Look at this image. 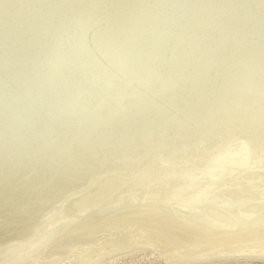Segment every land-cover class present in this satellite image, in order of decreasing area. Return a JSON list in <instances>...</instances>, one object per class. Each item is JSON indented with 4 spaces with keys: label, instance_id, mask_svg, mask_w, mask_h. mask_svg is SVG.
I'll list each match as a JSON object with an SVG mask.
<instances>
[{
    "label": "bare ground",
    "instance_id": "bare-ground-1",
    "mask_svg": "<svg viewBox=\"0 0 264 264\" xmlns=\"http://www.w3.org/2000/svg\"><path fill=\"white\" fill-rule=\"evenodd\" d=\"M84 1V0H83ZM112 1H115L116 0H111ZM120 1V0H119ZM122 1V0H121ZM124 3L128 4L129 2L133 4V1L132 0H123ZM122 1V3H123ZM150 1V0H149ZM187 1V4L189 3H192L193 1H196V0H186ZM206 2L204 3V6H206L209 10L208 12L206 13L205 11H193L195 16L197 17L196 19L200 20L199 23L203 20V19H208V17L210 16H214L215 14L218 13V15L220 17H225V13L227 12V6H224V5H220L218 8L221 7V9H216V5L217 3H215L216 0H205ZM218 1V0H217ZM223 1V0H221ZM225 1V0H224ZM237 1V0H234V2ZM245 2L246 0H241V4L242 2ZM76 0H57V3H59V6H64L65 7V15H64V18L62 19L64 22H66V20L70 17V16H78L81 18V15L85 16L84 14L88 13L89 14L91 12H94L96 11V7L97 5H99L98 2H95V1H92V0H86L85 2H81L82 4H80V6L78 7H81L83 6L82 8L78 9V11L75 13V14H72L71 11L72 10V4L73 5H76ZM110 2V1H109ZM118 2V1H117ZM146 2V1H145ZM157 2V1H156ZM163 4L165 5H169V3L165 0H162ZM181 2V0H180ZM249 2V0L247 1ZM252 2V0H251ZM262 2V3H261ZM259 1V0H256L253 3V6L252 8H249L247 7V5H243L240 7L239 5V9H236L235 6L234 8L236 9V13L235 15H239V18L238 19H242L244 21L245 17L247 16H243L244 13L248 12L249 10V14L251 16H254V19L257 17L258 19H263L264 20V8H261V4H264V0L262 1ZM13 3V2H12ZM98 3V4H97ZM236 3V2H235ZM9 4V3H8ZM89 4V5H88ZM107 4V2H106ZM125 4V5H126ZM248 4H251V3H248ZM18 5V4H16ZM109 5V4H108ZM130 5V4H129ZM128 5V6H129ZM150 5V4H149ZM190 5H193L194 4H190ZM218 5V4H217ZM235 5V4H233ZM252 5V4H251ZM2 6V5H1ZM8 6V5H7ZM122 6V5H121ZM124 6V5H123ZM140 6V5H139ZM145 6V5H144ZM154 6V5H153ZM4 7V6H3ZM17 7V6H16ZM20 7V6H19ZM18 7V8H19ZM63 7V8H64ZM77 7V6H75ZM119 7V6H118ZM105 8V7H104ZM129 8V7H128ZM165 8V7H164ZM167 8V7H166ZM197 8V7H196ZM205 8L203 7V4H202V9ZM242 8H245L244 10H242ZM47 9V8H46ZM103 9V8H102ZM131 9V8H130ZM232 10V8H230ZM229 9V10H230ZM249 9V10H248ZM104 10V9H103ZM150 10V9H148ZM153 10V9H152ZM195 10V8H194ZM22 11V10H21ZM24 11V10H23ZM43 11V10H42ZM55 11V10H54ZM59 11V10H58ZM56 10V13L58 12ZM63 11V9H62ZM121 11V10H120ZM145 11V10H144ZM147 11V10H146ZM160 11V10H159ZM25 12V11H24ZM31 12V11H30ZM61 12V11H60ZM75 12V11H74ZM115 12V11H114ZM130 12V11H128ZM153 12V11H152ZM199 12V13H198ZM239 12V13H238ZM104 13V12H103ZM106 13V11H105ZM113 13V12H112ZM121 13V12H119ZM144 15H145V12H143ZM149 12H147L148 14ZM159 13V12H158ZM157 13V14H158ZM166 13V12H164ZM196 13H198L196 15ZM2 14V13H1ZM118 14V13H117ZM128 14V13H127ZM161 14V13H160ZM163 14V13H162ZM186 14V13H185ZM193 14V13H192ZM193 14V15H194ZM227 14V13H226ZM234 14V13H233ZM248 14V16H250ZM57 15V14H56ZM119 15V14H118ZM122 15V13H121ZM126 14H124L123 17H120L119 20H118V23L125 17ZM166 15V14H165ZM228 15V14H227ZM230 15V14H229ZM231 15H232V12H231ZM230 15V16H231ZM246 15V14H245ZM53 16V15H52ZM87 16V15H86ZM90 15H88L89 17ZM115 16V15H114ZM129 16V15H128ZM141 16V15H140ZM139 16V17H140ZM180 16H184L182 14H180ZM250 16V17H251ZM41 17V16H40ZM38 17V18H40ZM56 17V16H55ZM94 17V16H93ZM111 17V16H110ZM118 17V16H117ZM165 17V16H164ZM35 18V17H34ZM92 18V17H91ZM96 18V17H95ZM94 18V19H95ZM105 18V17H104ZM103 18V20H104ZM127 18V17H126ZM143 18V16H142ZM150 18V13L149 15H147L146 17V21H148ZM159 18V17H158ZM182 17H179L177 15L176 18H174L175 20L174 23H179L181 22ZM213 18V17H212ZM231 18L232 16L230 17V21H231ZM236 18V17H235ZM256 18V19H257ZM60 19V18H59ZM88 19V18H87ZM106 19V18H105ZM109 19V18H108ZM111 19H115V18H111ZM130 17H128L127 21L129 23L130 22ZM131 19H134V18H131ZM138 19V17H137ZM151 19V18H150ZM156 19V18H155ZM154 19V20H155ZM162 19V18H161ZM192 19V18H191ZM202 19V20H201ZM214 19V18H213ZM218 19V18H217ZM223 19V18H222ZM226 17H225V20H221V21H224L223 23H225L226 21ZM8 20V19H7ZM33 20V19H32ZM42 20V19H41ZM60 20V21H62ZM72 20V19H71ZM102 20V19H100ZM136 20V19H135ZM159 20V19H158ZM186 20H188V18H186ZM220 20V18H219ZM235 21V19H233ZM252 20V18L250 19ZM9 21V20H8ZM37 21V20H36ZM73 21V20H72ZM106 20H104L105 22ZM113 21V20H112ZM116 21V19H115ZM145 21V22H146ZM189 21V20H188ZM192 21V20H191ZM212 21V20H210ZM209 21V22H210ZM219 21V23L221 24L222 22ZM228 21V20H227ZM242 21V22H243ZM247 21V20H246ZM2 21H0L1 23ZM39 22V21H38ZM42 22V21H41ZM57 22V21H56ZM59 22V21H58ZM84 22V21H82ZM95 22V21H94ZM91 21V23H94ZM138 22V21H137ZM152 22V19L151 21ZM159 22V21H157ZM155 22V23H157ZM165 22V20H164ZM167 22V21H166ZM198 22V21H197ZM204 22V27H207L212 25L211 23H208L203 21ZM256 22V21H255ZM3 23V22H2ZM20 23V22H18ZM34 23V22H33ZM37 23V22H36ZM43 23V22H42ZM47 23V22H46ZM45 23V24H46ZM69 23V22H68ZM73 23V22H72ZM81 23V22H80ZM88 23V22H87ZM90 23V22H89ZM110 23V22H109ZM113 23V22H112ZM117 23V24H118ZM133 23V21H132ZM136 23V22H135ZM140 23V21H139ZM138 23V24H139ZM142 23V22H141ZM148 23V22H147ZM161 23V22H159ZM173 23V24H174ZM189 23V22H188ZM194 23V22H193ZM202 23V22H201ZM218 23V21H217ZM222 23V24H223ZM234 23V22H233ZM236 23V22H235ZM249 23V22H248ZM251 23V21H250ZM35 24V23H34ZM86 23H84L85 25ZM96 24V23H94ZM99 24L101 25V22H99ZM128 24V23H127ZM150 24V23H149ZM154 24V22H153ZM152 24V25H153ZM164 23L162 24H158L160 27L163 26ZM172 24V26H173ZM196 24V22H195ZM216 24V23H215ZM229 24H232V22H230ZM240 24V23H239ZM247 24V23H246ZM253 24V22L251 23ZM32 25V24H31ZM65 25V24H63ZM73 25V24H72ZM82 25V24H81ZM83 25V26H84ZM97 25V24H96ZM114 25L116 24H113V27ZM136 25V24H135ZM135 25L133 24L132 26L129 25L128 28L129 29H134L135 28ZM143 25V24H142ZM151 25V24H150ZM155 25V24H154ZM168 25V24H167ZM190 25V24H189ZM198 24H196L197 26ZM227 25H228V22H227ZM234 25V24H233ZM244 25V24H242ZM25 26V25H24ZM40 26V25H39ZM49 26V21L46 25H44V29H46L47 27ZM56 26V25H55ZM68 26H70L68 24ZM79 26V25H78ZM108 26V25H107ZM106 26V27H107ZM111 26V25H110ZM137 26V25H136ZM141 26V25H140ZM165 26V25H164ZM163 26V27H164ZM175 26V25H174ZM214 26V25H213ZM224 26V25H223ZM259 22L256 23V25H249L248 26V29L249 31H247V35H250L251 36V40L250 42H252V44H254L252 46V48L254 49V46L257 50V53L258 54H261V52L263 51L264 49V37L263 38H260L258 40H255V41H260L259 43L255 44L253 43L252 41V37H254L256 39V37L258 35H260L259 33ZM53 27V26H52ZM71 27V26H70ZM69 27V28H70ZM75 27V26H74ZM80 27V26H79ZM86 27V26H85ZM96 27V26H95ZM99 27V25H98ZM112 27V26H111ZM127 27V26H126ZM134 27V28H133ZM139 27V26H138ZM138 27L137 29H134L133 31H138ZM144 27V26H143ZM158 27V29L160 28ZM160 28V30H164V32L166 33L165 35H167V33L170 34L172 33L171 31L174 30V28L176 27H173L172 28ZM184 27V26H183ZM186 27V26H185ZM195 27V26H194ZM194 27H192L191 29L190 28H187L189 30H183L181 29L180 33L183 35L181 36L180 35V38L178 40H176L177 36L175 32L174 34V39L176 41H173V42H170L169 39L167 40V38H163V41L159 44L158 47H155V48H158L159 50L157 52H160V50H164L163 48H168V49H171V51L173 50H177L184 47L185 45L188 46V43L189 40L187 39L188 38V35H192L191 33H193L194 35H199V33H202L204 32V30L202 29H194ZM203 29V23H202V26H201ZM215 27V26H214ZM221 27V26H220ZM232 28L230 29H234L233 26H231ZM242 26L240 25V28ZM247 27V26H246ZM22 28V27H21ZM54 28V27H53ZM59 28V27H57ZM65 28V27H63ZM83 28V27H82ZM90 28V27H89ZM100 28V27H99ZM104 27H102L101 29H103ZM115 28V27H114ZM113 28V29H114ZM122 28V27H121ZM148 28V27H147ZM180 28V27H179ZM237 28V27H236ZM24 29V28H23ZM38 29V28H37ZM36 29V30H37ZM40 29H43V28H40ZM51 29V28H50ZM60 29V28H59ZM93 29V28H92ZM95 29V28H94ZM112 29V30H113ZM127 29V28H126ZM125 29V30H126ZM155 26H152V28L150 27L149 28V35L151 38H153L152 36H155L154 38L155 39H158V38H161V37H158L156 38L159 34L158 33H161L162 31L158 30ZM205 29V31H206ZM222 29H227L226 28H222ZM239 29V28H237ZM242 29V28H241ZM245 29V28H244ZM4 30V29H3ZM20 30V29H19ZM71 30V29H70ZM83 30V29H82ZM100 30V29H99ZM105 30V29H104ZM116 30V29H115ZM124 30V31H125ZM229 30V27L228 29ZM31 32V30H29ZM64 32V30H62ZM67 31V30H66ZM75 31V30H74ZM85 31H89V30H85ZM83 30V32H85ZM98 31V30H97ZM106 31V30H105ZM111 31V30H110ZM114 31V30H113ZM140 31V30H139ZM158 31V33H157ZM160 31V32H159ZM178 31V29L176 30ZM203 31V32H202ZM223 31V30H222ZM233 31V30H232ZM239 31V30H238ZM241 31V30H240ZM26 32V31H25ZM39 32V30H38ZM60 32V31H59ZM62 32V33H63ZM93 32V31H92ZM104 32V31H103ZM109 32V31H108ZM118 32V31H117ZM125 32H131L129 31L128 29L125 31ZM154 32V33H153ZM156 32V34H155ZM245 32V31H243ZM32 33V32H31ZM55 33V32H54ZM53 33V35H54ZM56 33H58L56 31ZM75 33V32H73ZM95 33V32H94ZM93 33V35H94ZM99 33V32H98ZM120 32H118V35H119ZM123 33V32H122ZM121 33V35H122ZM146 33V32H145ZM207 33V32H206ZM206 33L203 34V38L201 40V38H199L201 40L200 42V45L197 47V49H200L202 50L200 53V57H202V55L205 57L204 58H210L212 57V60L213 58L214 59H217L218 57L215 56V54L213 53L214 50H217V48H220V47H223L225 44H226V41L227 39L229 40V36H226V41L222 40L223 42L221 43V36H215V33H212V32H208V36L206 35ZM226 33V32H225ZM230 33V31H229ZM234 33H237L234 31ZM246 33V32H245ZM24 34V32H23ZM59 34V33H58ZM65 34V33H63ZM70 34V32H69ZM68 34V35H69ZM78 34V33H77ZM80 34V33H79ZM91 34V32H90ZM96 34V33H95ZM100 34V33H99ZM116 34V33H115ZM127 34V33H126ZM130 34H133V33H130ZM136 34V33H135ZM153 34V35H152ZM158 34V35H157ZM201 34V35H202ZM224 34V33H223ZM233 34V32H232ZM16 35V34H15ZM20 35V34H19ZM43 35V34H42ZM47 35V34H46ZM67 35V36H68ZM87 35V34H86ZM102 35V34H100ZM106 35V33H105ZM113 35V34H112ZM117 35V36H118ZM129 35V34H128ZM128 35H125L127 37V39H129V36ZM176 35V36H175ZM186 35V36H185ZM234 35V34H233ZM240 35V34H238ZM237 35V36H238ZM58 37H53L51 39V42L55 47V51L56 52H59L63 47L65 49V46L64 44L60 45L59 46V41H63L66 43V47L67 45L70 46V43H74L77 39V41H81L83 40L82 43H85L87 42L88 44L91 43V40L88 39L86 36L84 35H81L79 37H75L72 38V37H65V36H59L57 35ZM77 36V35H76ZM88 36V35H87ZM99 36V35H98ZM104 36V34H103ZM110 36V35H109ZM124 36V37H125ZM134 36V35H133ZM137 36V35H135ZM147 34L144 36L145 39L143 41L146 40V38H150V37H146ZM162 36V34H161ZM169 36V35H168ZM173 36V34H172ZM33 37V36H32ZM46 37V36H45ZM48 37H49V34H48ZM100 37V36H99ZM102 37V36H101ZM100 37V38H101ZM108 37V36H107ZM125 37V39H126ZM140 37H141V34H140ZM163 37H167V36H163ZM192 37V36H191ZM216 37V38H215ZM1 38V36H0ZM7 38V37H6ZM26 38V37H25ZM35 38V36H34ZM59 38V41H57L56 43V40ZM97 38V36H96ZM105 38V37H103ZM133 38V37H132ZM154 38L152 41H154ZM170 38V37H169ZM173 38V37H172ZM224 38V39H225ZM230 38H234L232 35ZM241 39V37H238ZM247 38V37H246ZM42 39V38H41ZM40 39V40H41ZM50 39V38H49ZM94 39V38H93ZM99 39V38H97ZM134 41L136 40L135 38H133ZM142 39V38H140ZM139 38H137V40H140ZM162 39V38H161ZM190 39V38H189ZM210 39V41H208ZM231 39V40H232ZM243 39V37H242ZM20 40V39H19ZM24 40V39H23ZM48 40V39H47ZM86 40V41H85ZM103 40V39H102ZM108 40V39H107ZM113 40V39H112ZM112 40L110 42H112ZM115 40V39H114ZM119 40V38H118ZM122 40V39H120ZM160 39H158V42H159ZM172 40V39H171ZM196 41L197 43L200 41ZM39 41V39H36V43ZM104 41V40H103ZM109 41V40H108ZM107 41V42H108ZM129 41H132V39L130 38L129 40L125 41L126 43L129 42ZM147 41V40H146ZM145 41V42H146ZM234 41V40H233ZM243 41V40H242ZM21 42V41H20ZM109 42V43H110ZM117 42V41H116ZM122 42V41H121ZM141 42V41H140ZM148 42L150 43V40H148ZM156 42V40H155ZM238 42V41H237ZM31 43V42H30ZM45 43V42H44ZM48 43V42H47ZM63 43V42H62ZM94 43V42H93ZM101 43V42H100ZM114 43V42H113ZM118 43H120L118 41ZM118 43H116L117 45H119ZM123 43V42H122ZM134 43V42H133ZM138 43V46L140 47L142 43H140L139 45V42L136 41V44ZM236 43V41H235ZM18 44V43H17ZM51 44V45H52ZM92 44V43H91ZM99 44V43H98ZM104 44V43H103ZM135 44V43H134ZM145 45L148 43H144ZM243 45V43H241ZM19 45V44H18ZM31 45V44H30ZM52 45V46H53ZM95 45V43H94ZM131 45L130 47H133L135 45L132 46V44H129ZM156 45V43H155ZM237 45V43H236ZM240 44H238L239 46ZM3 46V45H2ZM1 46V47H2ZM12 46V45H11ZM32 46V45H31ZM41 46V45H40ZM44 46V44H43ZM72 46V45H71ZM108 46V43L107 45ZM128 46V45H127ZM150 46V45H149ZM148 46V47H149ZM152 46V45H151ZM150 46V49H149V52L151 50V48H154V47H151ZM194 46V44L192 45ZM234 46V45H233ZM21 47V46H20ZM24 47V46H23ZM26 47V45H25ZM30 47V46H29ZM50 47V45H49ZM84 47V46H83ZM91 47V45H90ZM99 47V46H98ZM104 47V45H103ZM115 47V46H114ZM123 47H125V45H123ZM147 46L145 48H148ZM203 47V48H202ZM102 48V47H101ZM128 48V47H127ZM126 48V50H127ZM136 48H138L136 46ZM192 48V47H191ZM190 48V49H191ZM243 48V47H242ZM17 49V48H16ZM33 49V48H32ZM115 48H113V50L111 51H115L114 50ZM121 49V48H119ZM132 49V48H131ZM134 49V48H133ZM51 50V49H50ZM54 50V49H52ZM83 50V49H82ZM88 50V49H87ZM86 50V51H87ZM102 50V49H101ZM104 50V49H103ZM108 50V49H107ZM118 50V49H117ZM122 50V49H121ZM124 50V49H123ZM125 50V51H126ZM136 50V49H135ZM137 50H141L140 48H138ZM148 50V49H145V51ZM233 50V48H232ZM239 50V49H237ZM6 51V50H5ZM4 51V52H5ZM21 51V49H20ZM27 51V50H26ZM33 51V50H31ZM49 51V50H48ZM52 52V53H55ZM67 51V50H66ZM154 51V50H153ZM167 51V50H166ZM189 51H192L191 50H188V53ZM1 52V51H0ZM3 52V53H4ZM24 52V51H23ZM28 52V51H27ZM39 52V51H38ZM41 52V51H40ZM69 52V51H68ZM90 52V50L88 51V53ZM92 52V51H91ZM97 52V51H95ZM100 52V51H99ZM98 52V53H99ZM105 52V50H104ZM131 52V50H130ZM129 52V53H130ZM133 52V50H132ZM135 52V51H134ZM155 52V55L153 56V59L152 61L154 60V58L158 59V55H157V52ZM152 52V53H154ZM165 52V51H164ZM169 52V51H168ZM182 52V50H181ZM180 52V54H182ZM231 52H234V51H231ZM236 52V51H235ZM238 52V51H237ZM240 52V51H239ZM238 52V53H239ZM1 53V54H3ZM10 53V52H9ZM22 53V52H21ZM33 53V52H32ZM44 53V52H43ZM72 53V52H71ZM75 53V52H74ZM94 53V52H92ZM101 53V52H100ZM109 53V52H108ZM123 53V51H122ZM147 53V52H146ZM150 53V54H152ZM167 53V52H166ZM171 53V52H170ZM169 53V54H170ZM31 53H25L26 56H29ZM34 54V53H33ZM45 54V53H44ZM51 54V53H50ZM68 54V53H66ZM73 54V53H72ZM84 54V53H83ZM87 55V53H85ZM96 54V53H95ZM104 54H107V53H104ZM120 54V53H119ZM118 54V55H119ZM125 54V53H123ZM160 54V53H159ZM168 54V55H169ZM5 55V54H4ZM24 55V54H23ZM60 55V54H59ZM80 55V53H79ZM78 55V56H79ZM82 55V54H81ZM80 55V56H81ZM101 55V54H100ZM111 55V54H110ZM115 55V54H114ZM132 55V54H130ZM145 55V54H144ZM148 55V54H147ZM175 55V54H174ZM172 55V59L175 60L176 56ZM190 55V53L188 54ZM32 56V55H31ZM61 56V55H60ZM71 56V55H70ZM74 56V55H73ZM91 56V55H90ZM103 56H106V55H103ZM102 56V57H103ZM133 56V55H132ZM130 56V57H132ZM138 56V55H137ZM143 56V54L141 55ZM160 56V55H159ZM164 56V54H163ZM192 56V54H191ZM247 56V55H246ZM39 57V55H38ZM47 57V55H46ZM58 55H55L53 54L52 58L49 59V61H46L43 57V61L44 62H38V64L36 65V69L35 70H38L39 71V74H37L36 71H34V73H32V71L30 73H32V77L33 79H38L40 78V75L41 73L43 72H50V74H52L51 76L49 77H46V79L43 78V83L41 81V83L39 82L40 85H45L46 86H39V85H36V87H32L33 83H30L32 85H30L29 87L27 86V88L25 90H21L20 93L22 92V95L24 96H27V98L30 100V102L32 101V104L29 106V103L28 102H25L24 103V107L25 109L24 110H21L19 109L20 107H18V105L20 106V103L22 104L24 101H22V97H21V100L19 102H17V107L16 106H13L11 107L12 105H9V106H5V107H2L5 102L8 100L9 102H11L9 100L10 98V94H12L13 91H11L10 89H6L5 92H3V94H1L2 96L0 97V172H3L1 175H3L5 173V175H7V178H10V179H17V180H25V187L27 186H32V185H35L36 183H39L41 181L44 180V183H46L45 181L47 180V183L51 186L50 188H53L54 190L55 189H64V188H67L65 190H68V188H70V192H71V187L75 188V190H77V187L76 186H79L80 187V184L82 182L86 183L88 182L89 180V176H90V172H89V169H90V166L95 162L96 164L93 166H99V164L101 162L104 163V160L105 159H108L107 158H102V154L107 151H109L108 153L110 154L111 153V148L108 147L109 144H107L108 142H110L111 144V141L113 142L114 144V141L116 140L115 138L112 140L110 139L112 136L111 135H114V136H117L118 138H122L123 139V142L125 144H129L130 141H132L134 139V137H138L137 135H141V139H143L145 141L151 139V138H146V132L145 130L149 131L150 130V126L152 124V122H154L155 120L157 122L160 121L161 123V120L164 119V118H171L173 119L172 121V124H170L168 127L164 128L166 125L168 124H162L163 126H158L163 133V138L164 140L166 141V146L169 145L171 142L174 143L175 140H177L176 138L180 135H182V130L183 129V134L186 135H190V133L193 132V123H196L197 121H199L198 117H193V119L190 120V116H192L191 114L190 115H187L185 114V116H183V119L182 117H179L178 115H173L172 113L169 112V114H172L170 116H167V113H162L163 112V108L161 109L160 107H153V105H156L157 106V101H159L158 97L159 94L158 92H161L163 91L165 95L169 96L171 95V97H174L176 99H182L181 101V106L183 105L186 106V105H191L189 104L190 102H195L196 104V101H195V98L197 94V91L201 88H199L200 84L201 83H205V82H202L204 81L205 79L204 78H208L210 79L208 76H205V77H202V78H199L195 82L193 83H190L191 81L188 82V84L186 83V86L184 87V89L182 88V92H178V94L176 93L175 89V85H178L176 83L177 80H176V76L179 74H185L187 72H185L184 69H180L179 66H175L176 67V70L177 72L173 71L172 72V69L169 70V73L173 74V75H169V74H165L163 76V79H161L159 82H156V86H150L152 87L153 89H155V91H149L150 93H146L147 91H145L147 88H144L143 86V89L142 87H140L142 90L144 91L141 92L139 91L140 88L138 87H135V88H138V90H134L130 93L129 89V93H127L125 87L127 88L126 85H129L130 81V75L131 74H136V72L138 71V67L134 66L130 67L129 69L126 68V70H122L123 74H119L118 76V79H116L114 77V79L118 80V83H122V85L124 86L123 88L121 87V90L119 89L118 91V88L117 91L118 92V95L120 96V98H124V104H122L120 102V98L119 96H117L116 94V97L117 98H114L113 97V105L112 106V116L110 114V119L108 118V121H111L115 118H118L120 120V122L118 123L117 122V126H115L113 123H116V122H111L109 123L108 122V125L110 128L112 129H108V126L106 127L107 130H105L102 126V128L105 130V131H110L109 134L107 136H105L104 134V137H102V135H100L103 139L99 140V138L97 139L96 142H93L92 140H89V139H94L96 138L95 136H97L98 134H95L94 130H92L91 128H93L96 124L97 125H101V121H97V120H100V118L102 116H98L97 114V111H99L101 108L103 110V112L107 110L108 113H104V117L107 118V114H109L110 112V107L107 105L110 103V99L109 102L107 101L108 100V92L107 94H103L101 93L102 95H105V96H102L99 97L96 95V90H94V92L92 93V90L90 88H88L87 90H84L82 91V87H80L76 82H73L70 80L71 77L68 76L69 72L71 71V68L74 67L75 68V71H80L81 72V69L79 65V61H81V58L80 60L77 58L75 59L77 62H64V61H59V59H57ZM69 57V56H68ZM77 57V56H76ZM93 57V55H92ZM91 57V58H92ZM97 57V55H96ZM109 57V56H107ZM112 57V56H111ZM124 57V56H123ZM151 57V56H150ZM168 57V56H167ZM166 57V58H167ZM170 57V56H169ZM175 57V58H174ZM181 57V55H180ZM184 57V56H182ZM186 57V56H185ZM190 57V56H189ZM195 57V56H194ZM239 57L242 59L243 56L239 55ZM67 58V57H66ZM101 58V57H100ZM105 58V57H104ZM114 58V56H113ZM128 58H129V55H128ZM134 57H132L133 59ZM142 58V57H140ZM139 58V59H140ZM145 59L146 56L144 57ZM143 58V60H144ZM160 58V57H159ZM163 58V57H161ZM1 59V58H0ZM25 59V58H24ZM63 59V58H62ZM71 59V58H70ZM74 59V58H73ZM87 60V58H85ZM97 59V58H96ZM95 59V60H96ZM99 59V58H98ZM103 59V58H102ZM101 59V60H102ZM107 60H109L108 58H106ZM105 59V60H106ZM111 59V58H110ZM118 59V58H117ZM136 59V57H135ZM178 59V58H176ZM184 59V58H183ZM206 59V60H208ZM221 59V58H220ZM232 59V58H231ZM230 59V60H231ZM239 59V58H238ZM237 59V61H238ZM239 59V60H241ZM22 60V59H21ZM27 60V59H26ZM29 60V59H28ZM69 60V59H67ZM72 60V59H71ZM83 60V59H82ZM85 60V61H86ZM91 60V59H90ZM130 60V59H129ZM148 60V59H147ZM168 60V59H167ZM185 60V59H184ZM201 60V59H200ZM205 59H203L202 61H193L192 60V63L189 65H192V66H187L188 68L192 69L193 67L196 68V71L199 68H202L203 67V61ZM219 60V58H218ZM222 60V59H221ZM246 60L248 61H251L252 59H250L249 57L246 58ZM11 61V60H10ZM14 61V60H13ZM38 61V60H37ZM46 61V62H45ZM89 60H87L88 62ZM94 59L92 61H89V62H93ZM117 61V60H116ZM120 61V59H119ZM137 61V59L135 60ZM145 61V60H144ZM157 61V60H156ZM180 63L184 64L181 59L179 60ZM187 60H185V63H186ZM26 62V61H25ZM34 62V61H33ZM82 62V61H81ZM97 61H95V65H102V64H99V62L96 64ZM103 62V61H102ZM101 62V63H102ZM106 62V61H105ZM109 62V61H108ZM111 62H114V61H111ZM128 62V61H126ZM172 62V61H170ZM188 62V61H187ZM208 62V61H207ZM228 62V61H227ZM257 62H258V65L254 64V65H249L247 66L246 70L242 73V75H240L241 77V80L238 84L241 86V85H247L251 83V86H249V88H251L252 84L254 83H258L260 85H262L264 87V54L261 55L260 57H258L257 59ZM3 63V62H2ZM1 63V64H2ZM19 63V62H18ZM28 63V61L26 62ZM104 63V62H103ZM107 63V62H106ZM119 63V62H118ZM124 63V61H123ZM130 63V62H128ZM141 63V61H140ZM138 63V64H140ZM143 63V62H142ZM153 63V62H152ZM158 63V61H157ZM173 63H177L176 62H173ZM179 62L178 64L176 65H181ZM206 63V62H205ZM204 63V64H205ZM6 65L8 64V61L5 63ZM13 64V63H12ZM29 64V63H28ZM31 64V63H30ZM29 64V65H30ZM35 64V62H34ZM89 64V63H88ZM112 64V63H111ZM110 64V65H111ZM117 64V62H116ZM121 64V63H120ZM131 64H133L131 62ZM137 64V66H138ZM147 64V63H146ZM196 64V65H194ZM237 64V63H236ZM15 65V64H14ZM17 65V64H16ZM19 65V64H18ZM26 65V64H24ZM23 65V67H24ZM92 65V64H90ZM94 65V66H95ZM142 64H140L141 66ZM149 65H150V62H149ZM158 65V64H157ZM160 65V64H159ZM158 65V66H159ZM173 65V64H172ZM175 65V64H174ZM187 65V64H185ZM3 66V64L1 65ZM20 66V65H19ZM22 66V64H21ZM28 66V65H27ZM85 65H83L84 67ZM87 66V65H86ZM103 66V65H102ZM100 66V68L102 67ZM116 66V65H115ZM153 66H155V64L153 63ZM157 66V68H158ZM262 68H261V67ZM4 67V66H3ZM8 67V66H7ZM12 67V65H11ZM30 67V66H29ZM96 67V66H95ZM98 67V66H97ZM142 67V66H141ZM139 67V68H141ZM166 68V66H164ZM163 67V68H164ZM183 67V65H182ZM219 66L215 67V69H211V70H207L208 72H212V73H215V74H218L220 75V73L216 71V69H218ZM14 68V67H13ZM16 68V67H15ZM18 68V67H17ZM87 68V67H86ZM99 68V67H98ZM103 70L105 69L104 67H102ZM109 68V67H108ZM119 68V64H118V67ZM124 68V67H123ZM152 68V66H151ZM187 68V69H188ZM204 68V67H203ZM206 68V67H205ZM19 69V68H18ZM21 69V68H20ZM31 69V68H30ZM34 69V68H33ZM83 69V68H82ZM112 69L114 70L115 68L112 67ZM146 69V67L143 69V75H151V74H148L150 73L151 71H146L144 72V70ZM210 69V68H209ZM219 69H222V68H219ZM22 70V69H21ZM24 70V68H23ZM22 70V72H23ZM112 70V71H113ZM117 70V69H116ZM114 70V72L116 71ZM150 70V69H149ZM152 70V69H151ZM175 70V69H174ZM198 70H202V69H198ZM9 71V70H8ZM19 71V70H18ZM83 71V70H82ZM102 71V70H101ZM105 71H107L105 69ZM110 71V70H109ZM141 70H139V73H140ZM191 71V70H190ZM189 71V72H190ZM193 71V70H192ZM21 72V73H22ZM85 72L87 73L88 75V79L91 81V83H95V85L93 84V87H96V72H99L96 70V68H88L85 70ZM113 72V73H114ZM118 72V70H117ZM120 70H119V73H122ZM156 72V70H155ZM194 72H195V69H194ZM198 72V71H197ZM200 72V71H199ZM202 72H204L202 70ZM5 73V72H4ZM15 73V72H14ZM13 73V74H14ZM20 73V72H19ZM26 73H29L26 72ZM101 73V72H100ZM106 73V72H105ZM112 73V74H113ZM138 73V72H137ZM154 73V72H152ZM191 73V72H190ZM78 74V73H77ZM81 74V73H80ZM111 74V76H112ZM116 74V73H115ZM141 74V73H140ZM161 74V73H160ZM234 74H236L234 72ZM241 74V73H240ZM10 75V73H9ZM18 75V72L17 74L13 75V80L11 81H8V83H11L13 82V85L12 86L13 88H16V84H19L20 81L22 80V75H20L19 77L17 76ZM44 75V74H42ZM82 75V74H81ZM99 75V74H98ZM175 75V76H174ZM194 75V73H193ZM199 75V74H197ZM229 75V74H228ZM246 75H249L251 79H254V80H262L261 82H244V80L247 79V77H245ZM26 75H24L25 77ZM48 76V75H47ZM73 76V75H72ZM134 76V75H133ZM145 76L141 78V80L139 82H142V80H145ZM183 76V75H182ZM187 76V74H186ZM17 77V81L14 83V80L16 79ZM36 77V78H34ZM75 77H78V76H75ZM85 77V76H84ZM101 78V75L99 76ZM98 77V78H99ZM132 77V76H131ZM137 77V76H136ZM139 77V76H138ZM151 77V76H150ZM179 77V76H178ZM190 77V76H188ZM194 77V76H193ZM192 77V78H193ZM213 77V75H212ZM230 77V75H229ZM30 78V80H31ZM140 78V77H139ZM185 78V77H184ZM225 78V77H224ZM28 80V78H26ZM25 79V81H26ZM41 79H42V76H41ZM84 79V78H83ZM106 79V78H105ZM104 79V83H100L101 84V87H105L107 88L111 83H112V80H113V77H107V79L105 80ZM133 79V78H132ZM231 79V77H230ZM39 80V79H38ZM37 80V81H38ZM75 80V79H74ZM88 80V81H89ZM1 81V79H0ZM34 83V85L36 84V82ZM81 80H79V83H80ZM85 81H87V79H85ZM84 81V82H85ZM99 81V80H98ZM114 81V80H113ZM129 81V82H128ZM206 81V80H205ZM235 81V80H234ZM2 82V81H1ZM18 82V83H17ZM27 82V81H26ZM24 82V83H26ZM30 82V81H29ZM33 82V81H32ZM101 82V80H100ZM103 82V81H102ZM126 82H128L126 84ZM185 82V80H184ZM211 82V81H210ZM213 84L214 82H218V80L216 81H212ZM211 82V84H212ZM82 83V82H81ZM88 83V82H87ZM181 83V82H180ZM195 83V88H194V91L192 89V86H194L193 84ZM234 83V82H233ZM232 83V84H233ZM3 84V83H2ZM23 84V83H22ZM38 84V83H37ZM84 84V83H83ZM136 84V83H135ZM140 84V83H139ZM142 84H145V82H142ZM210 84V83H209ZM210 84V85H211ZM212 84V85H213ZM21 85V83H20ZM26 85V84H24ZM90 85V84H89ZM115 85V84H114ZM113 85V86H114ZM133 85H134V82H133ZM146 85V84H145ZM224 85V84H223ZM5 86V85H4ZM22 86V85H21ZM88 86V85H86ZM228 86V85H227ZM234 86V85H233ZM238 86V87H240ZM262 86H260V89L262 90ZM7 87V86H6ZM111 87V86H110ZM118 87H120L118 85ZM129 87V86H128ZM243 87V86H242ZM9 88V87H8ZM12 88V89H13ZM24 89V87H22ZM41 88V89H40ZM69 88H73L74 90V93L73 95L74 96H68L67 97V89L69 90ZM84 88V87H83ZM87 88V87H86ZM92 88V87H91ZM100 88V85L99 87ZM113 88V87H112ZM255 88V87H254ZM1 89V88H0ZM47 89H50V90H53L52 93H54V96H53V99H47L44 97V99H46L45 103L43 104H40L38 103V96L41 95V92H39V90H43L44 91H50V90H47ZM77 89V90H76ZM109 89V88H108ZM149 89V88H148ZM147 89V90H148ZM178 89V88H177ZM212 89V88H211ZM220 88H218L219 90ZM224 89V88H223ZM223 89H220V90H223ZM226 89V88H225ZM243 88H241L242 90ZM257 89V87H256ZM20 90V89H18ZM81 90V91H80ZM101 90V89H100ZM133 90V89H132ZM151 90V89H150ZM213 90V89H212ZM237 90V89H236ZM239 92H242L240 89H238ZM244 90V89H243ZM258 90V89H257ZM256 90V91H257ZM109 91V90H108ZM114 91V92H115ZM210 91V90H209ZM208 91V92H209ZM215 90H213L212 92H214ZM235 91V90H234ZM233 91V92H234ZM249 91V90H247ZM252 91V89H250L249 93H247L246 91V94H250V92ZM16 92V91H14ZM42 92V93H43ZM111 92V90H110ZM113 92V91H112ZM199 92V91H198ZM230 92V91H229ZM236 92V91H235ZM17 93V92H16ZM50 93V92H48ZM50 93V94H52ZM72 93V92H71ZM92 93V94H91ZM99 93V92H98ZM264 93V92H263ZM39 94V95H38ZM44 94V93H43ZM151 94V95H150ZM229 94V93H228ZM245 94V93H244ZM252 94V93H251ZM250 94V95H251ZM21 95V96H22ZM46 95H48L46 93ZM53 95V94H52ZM94 96V98H92V105L89 104V102H91V96ZM107 95V96H106ZM115 95V94H114ZM138 95H142L144 98L140 99L139 101L135 102L136 101V97ZM49 96V95H48ZM150 96V99L147 100V98H149ZM194 96V97H193ZM247 96V95H246ZM247 96V97H248ZM256 96V95H254ZM40 97V96H39ZM43 97V96H41ZM40 97V98H41ZM47 97V96H46ZM52 96H50L51 98ZM170 97V98H171ZM201 97V96H200ZM210 97H213V96H210ZM19 98V97H18ZM85 98V99H84ZM110 98V97H109ZM170 98H167L166 100H168L169 102H166L168 106H171V100ZM194 98V99H193ZM207 101L209 100L208 99V96L206 97ZM223 98L224 96L222 97H213V98H210L211 100L208 101L207 103H204V105L207 106L210 105V106H220L222 105V102H223ZM246 98V97H245ZM249 98V97H248ZM247 98V99H248ZM15 99V98H14ZM162 99V98H161ZM160 99V100H161ZM193 99V100H192ZM204 99V97H203ZM236 99V98H235ZM234 99V100H235ZM244 99V98H243ZM246 99V100H247ZM13 100V99H11ZM43 100V98H42ZM41 100V102H42ZM115 100V101H114ZM133 100V102H129ZM226 100V99H225ZM224 100V102H225ZM14 101V100H13ZM12 101V102H13ZM22 101V102H21ZM43 101V102H44ZM88 101V102H87ZM153 101V102H152ZM164 101V100H163ZM177 101V100H176ZM236 101V100H235ZM8 102V103H9ZM11 102V103H12ZM15 102V101H14ZM13 102V103H14ZM40 102V101H39ZM108 102V103H107ZM198 102V101H197ZM201 102V101H200ZM245 102V101H244ZM259 102H261V106H259ZM75 103V104H74ZM79 103V104H78ZM111 103V104H112ZM118 103H121L122 104V108H119L118 106ZM226 103V102H225ZM152 104V105H151ZM176 104V102H175ZM186 104V105H185ZM194 104V105H195ZM247 106H248V109H247V112L248 114L243 116L242 118H239L241 116H238V120H234L233 123L229 124L228 126H225V127H222L220 128L219 125L217 126L218 127V132L217 133H222L221 136L223 138H220V139H226L228 141H230V136H231V130L238 126V125H242L241 127V130L244 129V131H242V136L241 137H238L239 139L237 140H234L236 142L237 145H235V148L233 147H229V149L226 147V149H221V148H218V146L215 147L216 145V141L215 140H212L211 138H208L207 139V142L205 141V139L203 138V141H205L207 144H205V146L201 147L200 144L201 143H198V145H191L192 147H186V148H179L177 149V147L174 146V149L172 148L171 151H172V154L170 155V157H168L167 160H163L161 161L162 163H164V166L162 167L163 168V171L161 174L157 175V172L156 174H153L152 176L150 175H145L143 176L142 174L144 173L145 171V167H146V162H149L147 160H145V157L151 153V151L149 152V150H147L146 152L142 153L141 155H138L137 157H139V159L141 160V164L138 166V162L136 163V165L138 167H133L131 168V166L129 165H132L133 163L129 164V161L131 160H125V164H123V160L118 157L117 158V155H120V154H116L115 157L117 159H121L122 161V164H123V167L122 168H119L117 170L116 167L115 169H111L113 170L112 172L110 171V174H114L115 176H106L105 177V180H102L101 182H98L100 180H96L99 184H95L97 183L95 181V185H98V191L95 192V190L91 191V192H88V193H83L82 195H79L78 197H76V200H75V203H77L76 201H80L79 203H83L84 206L86 207H83V210L82 212L79 214V215H76L77 216V219L75 221H73L72 219V222L69 224L67 223L68 221H66L67 224H64L63 226H61L60 224H57L59 225V228L55 229V225L54 223L53 226L54 227H51L50 228H47L48 226H45L44 228V231L47 229L50 231L46 232V233H43L44 235L41 236L40 234H38V232H36L37 234H33L31 233L30 235L28 234L30 231H28V233H24L25 232V228L28 224V222L31 220V218L27 217V219L29 218V221H26L27 224L25 226V228L23 227V230L21 229H18L20 228L21 226H16L18 227V231L21 230V232H18V233H14L13 230H12V234L6 236L4 234H0V264H12L16 261H18L19 259L23 258V260L21 261L22 263L20 264H69V260L70 258H72L74 255L73 254H68V256L66 255V259H64L65 256H62L63 258H60L59 255H62V254H59L63 251V249L65 247H67V250L70 251V252H73L75 249V247L73 248V246H75L76 244H74L77 240H81V238H85V241H86V238L88 237V239L92 236H90L91 234H98V235H102V236H99L98 238L97 235L96 237H94L93 239L96 238V242H100L98 244V246H95L96 248L93 249H90V248H85L83 249L85 252L84 254L81 253V257H79L80 255L78 254V252L80 253V251H76L75 253L77 255H79L76 259V262L74 263L75 260H72V264H120V262H125V260L127 259H131L133 258L135 260L134 257L136 256H141L142 258H145L146 257H149V260H152L154 264H232L233 262L235 263L236 261L238 262H247L248 261V264H258L257 260H261V259H264V188L262 186H264V175L262 177L260 176H256V175H241L239 173V170H240V166H243L244 164H246V161H248L249 159V156L254 153L255 151V148L256 146H261V147H264V112L262 114L260 113H256L257 110H262L264 109V96L262 95H259L258 97H253L252 99H250L249 102L246 103ZM6 105V104H5ZM101 105V106H100ZM129 105V106H128ZM173 105V104H172ZM180 105V104H178ZM178 105H177V108H178ZM193 105V104H192ZM202 105V104H201ZM226 105V104H225ZM227 105H231L228 104L227 102ZM226 105V107H227ZM161 106V105H160ZM164 106V104H163ZM166 106V105H165ZM164 106V107H165ZM219 106H218V109H219ZM228 106V107H229ZM244 106V104H243ZM109 109H108V108ZM205 107V106H204ZM203 107V108H204ZM223 107L224 106V103H223ZM241 107V106H240ZM240 107L238 106V110H240ZM246 107V106H244ZM172 108V106H171ZM179 108H181L179 106ZM189 108V107H188ZM202 107H200L199 109H201ZM210 107H208L209 109ZM217 108V107H216ZM222 108V107H221ZM232 109V107H230ZM243 108V107H242ZM139 109H142L143 111H150L149 113L151 114L150 116H148L146 114L147 117H145L143 114L140 115L141 116H144V117H140L146 125V127H140L142 129H140V131L138 130V134L135 133V132H132L133 130H128V133L130 134H137L136 136H128V134L126 135L127 138H123L124 134L125 133H121V129L120 131H118V128H121L126 125L125 123L129 122L127 120H130L129 123H131L132 120H138L139 118L136 117V115H134L135 111L136 110H139ZM173 110H177V109H174L172 108ZM196 109V108H195ZM194 109V110H195ZM199 109H197L199 111ZM208 109L206 110V108L204 109V111H208ZM227 109V108H226ZM236 109V112L238 111ZM253 109L255 111H253ZM72 110V111H71ZM122 110L124 111V113L126 112V115H122L121 112ZM129 110V111H128ZM132 110V111H130ZM141 110V111H142ZM171 110V109H170ZM212 110V108L210 109V111ZM229 110V109H228ZM243 110V109H242ZM244 110H246L244 108ZM260 110L258 112H260ZM71 111V112H70ZM89 111L90 113H92L93 115V122L95 123V125L93 124L92 126V123L91 120H89L90 118L88 117H91V115L89 116ZM121 111V112H120ZM128 111V112H127ZM162 111V112H161ZM168 111V110H167ZM179 111V110H178ZM177 111V113H179ZM182 111V110H181ZM184 111V110H183ZM203 111V109L201 110V112L199 111V113L201 114ZM203 111V113H204ZM80 112H83L84 114L87 113V115L85 114V116H88L86 118V120H83V118L85 116H80L77 115L79 114ZM120 112V114H119ZM138 112V111H137ZM166 112V111H165ZM176 112V111H175ZM189 112V111H188ZM227 112H232L231 110L227 111ZM45 113V114H44ZM143 113V112H142ZM148 113V112H147ZM185 113V112H183ZM233 116H234V113L235 112H232ZM139 114V113H138ZM163 114L164 115V118H163ZM227 114V113H226ZM246 114V113H245ZM76 115L78 117H76ZM81 115V114H80ZM211 115V114H210ZM182 116V115H181ZM223 116V115H221ZM75 117V118H74ZM215 117V116H214ZM220 116H218L219 118ZM58 118H63L65 120H60L59 122H63V123H57L56 119ZM73 118V119H72ZM207 118V117H206ZM233 118V117H232ZM231 118V119H232ZM48 119H49V122L51 121V119H54L56 123H54V121H52L54 124L52 125H49L47 122H48ZM102 120V119H101ZM104 120V119H103ZM166 120V119H165ZM179 120V121H178ZM210 120V119H209ZM230 120V118H229ZM80 123H79V122ZM115 121V120H113ZM142 121V122H143ZM50 122V123H52ZM99 124H98V123ZM156 122V123H157ZM165 122V121H164ZM168 122H171L168 120ZM227 122V121H226ZM133 123V122H132ZM135 123V122H134ZM137 123V122H136ZM167 123V122H166ZM120 124V125H118ZM140 124V123H139ZM144 124V123H143ZM210 124V122H209ZM91 125V126H89ZM96 125V126H97ZM99 125V126H100ZM128 126H124L122 129H123V132L125 130V127L126 129H128L127 127H130L129 125L130 124H127ZM154 124H152V127H153ZM156 125V124H155ZM158 125V123H157ZM160 125V124H159ZM177 125H179V127L183 126V128L180 127V130L178 132H176V127ZM196 125V124H195ZM89 126V129H86L88 128ZM96 128V132H98L99 130V133H100V128ZM139 126V125H138ZM202 126V125H201ZM135 127V126H134ZM133 127V128H134ZM158 127H156L158 129ZM179 127H177L179 129ZM184 127H186L187 129H184ZM205 127V126H204ZM138 128V127H137ZM136 128V129H137ZM156 128L154 130H156ZM197 128V127H196ZM195 128V129H196ZM206 128V127H205ZM98 129V130H97ZM130 129V128H129ZM135 129V130H136ZM152 129V128H151ZM159 129V130H160ZM202 129V127H201ZM91 130V131H90ZM103 130V132H104ZM198 130V129H197ZM217 130V129H216ZM229 130V131H228ZM247 132H246V131ZM90 131V132H89ZM127 131V130H126ZM125 131V132H126ZM131 131V132H130ZM147 131V132H148ZM84 132H89L88 135H85ZM137 132V130H136ZM151 132V131H150ZM156 132V131H154ZM159 133V131H157ZM238 132V130H237ZM236 132V133H237ZM259 132V133H258ZM153 133V132H152ZM151 133V135H152ZM158 133L156 135H158ZM177 133V134H176ZM197 133V132H196ZM203 133V132H202ZM214 133V132H212ZM102 134V133H100ZM150 135V133H147ZM205 135H208L206 132L204 133ZM204 134H200L199 135H202L204 136ZM150 135V137H151ZM187 135V136H188ZM198 135V134H197ZM217 136H220L219 134H215ZM77 136V137H76ZM80 136H82L81 138H79ZM99 136V135H98ZM109 136H111L109 138ZM148 136V135H147ZM153 136H155V133H153ZM152 136V137H153ZM159 136V135H158ZM183 136V135H182ZM76 137V138H75ZM116 137V138H117ZM129 137V138H128ZM161 132H160V136H159V140L163 139L161 137ZM190 137H192V135H190ZM188 137V138H190ZM195 137V136H193ZM200 137V136H199ZM79 138V139H78ZM140 138V136L138 137ZM166 138V139H165ZM197 138V137H196ZM207 138V136H206ZM45 139L48 140V142H45ZM88 139V140H86ZM120 139V142H117V146L121 143V140ZM153 139L150 140V142H153ZM156 139V138H155ZM74 140H78V141H74ZM99 140V141H98ZM135 140V139H134ZM138 140V139H136ZM142 140V141H143ZM190 140V139H189ZM224 140V141H226ZM81 141V142H80ZM118 141V139H117ZM126 141H128V143H126ZM140 141V140H139ZM138 141V142H139ZM220 141V140H218ZM92 142V143H91ZM116 142V141H115ZM149 142V143H150ZM157 141H154V145H158L160 144V142L158 144H155ZM163 142V141H162ZM180 142V141H179ZM259 142H263L262 144L259 143ZM91 143V144H89ZM119 143V144H118ZM133 143V142H132ZM136 143V142H135ZM141 143V142H140ZM171 143V145H172ZM177 143V142H176ZM181 143V142H180ZM186 143V142H185ZM204 143V142H203ZM202 143V144H203ZM48 144L49 146H51L52 149H49V148H46L44 145ZM89 144V145H87ZM112 144V145H113ZM114 144V145H116ZM122 144V143H121ZM120 144V145H121ZM125 144L123 145L124 147H128L125 146ZM131 144V143H130ZM137 144V143H136ZM139 144V143H138ZM143 144V143H141ZM214 144V145H213ZM96 145H98V148L96 147ZM108 145V146H107ZM133 145V144H132ZM146 145V143L144 144V146ZM150 145L152 144H149L148 146H145L150 148ZM164 144H162L161 147H163ZM178 144H176L177 146ZM204 145V144H203ZM212 145V146H211ZM256 145V146H255ZM72 146L73 149H70ZM116 146V147H117ZM122 146V147H123ZM131 146V145H130ZM136 145L132 146L133 148L135 147ZM140 145H138L136 148H138ZM144 146L141 145L140 148L138 149H141L143 148ZM160 146V145H158ZM165 146V145H164ZM170 146V145H169ZM182 146V145H181ZM207 146H209L207 148ZM255 146V148L253 147ZM48 147V146H47ZM112 147V146H111ZM131 147V148H132ZM160 147V148H161ZM179 147V146H178ZM183 147V146H182ZM215 147V148H213ZM120 148L121 150H123L121 147H118ZM129 147V149H131ZM132 148V149H133ZM136 148H134L133 150H135ZM146 148V149H148ZM156 146V149L154 151H152V153H154L156 150L160 149ZM170 148V147H169ZM117 149V148H116ZM115 149V146H114V150ZM128 149V148H127ZM131 149V151H132ZM153 149V148H151ZM214 149L215 150V153L212 155V158L210 160H208V164L205 165L200 172H198L197 174L195 173V175L192 174V176H186L185 172L188 173V171H185L183 170V175H185V177L182 176V174H180L182 177L180 178V176H170L171 173H175L176 174V170H177V167L176 165H172L171 166V160L174 159L175 157V160H176V156L178 154V156H180L179 154H186V152H188V154H191V156H194V155H197L199 153H203V152H208L210 150ZM73 150V151H72ZM217 150V151H216ZM74 152L75 151V155L74 157H70L68 158L70 154V152ZM112 151V152H113ZM127 151V150H125ZM124 151V152H125ZM129 152V151H128ZM123 153V151H122ZM127 153V152H126ZM238 153V154H237ZM103 154V155H104ZM114 155V154H113ZM124 155V153H123ZM160 155V154H159ZM158 155V156H159ZM73 156V155H72ZM121 156V155H120ZM127 157H130L128 155H126ZM125 156V157H126ZM92 157H96V160L95 161H89L90 159H92ZM122 158H124L123 156H121ZM135 157V156H134ZM134 157H131V158H134ZM136 157V158H137ZM148 157H152V156H148ZM113 158V157H112ZM136 158H135V161H136ZM182 158V157H181ZM200 158V157H199ZM117 159H114L116 160V163L117 164ZM119 159V160H120ZM126 159V158H125ZM138 159V160H139ZM147 159V158H146ZM161 159V158H160ZM94 160V159H93ZM110 160V159H109ZM145 160V161H144ZM162 160V159H161ZM16 161H19V162H28L26 165L24 164H21V165H15L14 163ZM179 161V160H178ZM177 161V162H178ZM99 162V164H98ZM107 162V160H106ZM109 162V161H108ZM107 162V163H108ZM120 162V163H121ZM132 162V161H131ZM133 162H134V159H133ZM159 163V165L162 166V163ZM168 162V163H167ZM174 162V161H173ZM180 162V161H179ZM207 162H205L204 164H206ZM102 163V165H104ZM119 163V161H118ZM106 164V163H105ZM109 164V163H108ZM107 165V164H106ZM105 165V166H106ZM110 165V164H109ZM111 165H114L111 163ZM135 165V166H136ZM152 165V164H151ZM150 165V166H151ZM158 165V164H157ZM93 166H91L92 168H94ZM115 166V165H114ZM134 166V165H133ZM31 167V168H30ZM101 167V165H100ZM99 167V168H100ZM111 167V166H110ZM96 168V167H95ZM92 169V170H96V169ZM103 168V167H102ZM108 168V166H107ZM112 168H114L112 166ZM101 169V168H100ZM110 170V168H108ZM132 169V170H131ZM3 170V171H2ZM98 170V169H97ZM104 170V169H103ZM108 170V171H109ZM198 170V169H197ZM99 171V170H98ZM102 171V170H101ZM105 171V170H104ZM193 171V170H192ZM94 172V171H93ZM100 172V171H99ZM107 172V171H106ZM196 172V171H195ZM96 173V171H95ZM128 173V174H127ZM152 173V172H150ZM178 173H180L178 171ZM94 174V173H93ZM101 174V172L99 173ZM116 174L118 176H116ZM174 174V175H175ZM254 174V173H253ZM92 175V174H91ZM95 175V174H94ZM177 175V174H176ZM4 176V175H3ZM93 176V175H92ZM98 176V174H97ZM2 177V176H1ZM6 177V176H4ZM94 177V176H93ZM100 177V176H99ZM177 177V178H176ZM179 177V178H178ZM6 178V180H7ZM92 178V177H91ZM95 178V177H94ZM104 178V177H102ZM96 179V178H95ZM1 180V178H0ZM14 180V181H15ZM32 180V181H31ZM12 181V183L14 182ZM18 181V182H19ZM21 181V182H23ZM8 182H11V180H8ZM16 182V181H15ZM93 182V181H92ZM4 183V182H2ZM18 184V185H16ZM27 184V186H26ZM31 184V185H30ZM40 184V183H39ZM42 184V182H41ZM40 184V185H41ZM91 184V183H90ZM125 185L133 192H135L134 190V187H136L137 185H139L138 187H142V193L138 196H132V192H128V191H121V189H123L122 185ZM2 185V184H1ZM0 185V186H1ZM9 185L8 187L12 188L10 186V184H7ZM12 186L16 185V186H19V183H14V184H11ZM21 185V183H20ZM37 185V184H36ZM39 185V186H40ZM84 185V184H83ZM169 185H172L170 188ZM173 185H174V188H173ZM4 186V185H3ZM6 186V185H5ZM24 186V185H23ZM22 186V187H23ZM38 186V185H37ZM44 186V185H42ZM42 186H40L42 188ZM126 186L124 188V190L126 189ZM160 186V187H159ZM2 187V186H1ZM21 187V186H20ZM21 187V188H22ZM34 187V186H33ZM36 187V186H35ZM78 187V188H79ZM88 187V186H87ZM118 187H122L120 189H118ZM169 187V188H167ZM19 188V187H18ZM16 188V189H18ZM44 188V187H43ZM80 188H83L82 184H81V187ZM79 188V189H80ZM91 188H93L91 186ZM160 188V189H159ZM4 189V187H3ZM15 189V187H14ZM24 189V187H23ZM26 189V188H25ZM28 189H30L31 191V187L28 188L25 190L26 192L28 191ZM39 189V187H38ZM78 189V190H79ZM84 189H87L86 187H84ZM119 190L118 194H116V197L113 195H115V190ZM137 189V188H136ZM2 190V189H1ZM6 190V189H5ZM12 190V189H11ZM19 190V189H18ZM35 190H37L35 188ZM52 190V189H51ZM59 190V191H60ZM74 190V189H73ZM77 190V191H78ZM139 190V189H138ZM17 191V190H16ZM21 190H19L20 192ZM24 191V190H23ZM45 191V190H44ZM58 191V190H57ZM63 191V190H61ZM137 191V190H136ZM32 192H34V190H32ZM37 192V191H36ZM54 192V191H53ZM64 192V191H63ZM83 192V191H82ZM128 192V193H127ZM5 194V192H3ZM12 193V192H11ZM10 192L8 194H11ZM14 193V192H13ZM67 193V192H66ZM68 193H69V190H68ZM117 193V192H116ZM0 194H1V191H0ZM21 194V193H20ZM39 194V193H38ZM45 194V192H44ZM59 194V193H58ZM60 194H63L60 192ZM59 194V195H60ZM138 194V192H137ZM16 195L15 193L13 194V196ZM11 196V195H10ZM23 196V195H22ZM21 196V197H22ZM28 196V195H27ZM55 196V192L54 194H48V195H42V197H40L41 199H45L46 201L49 200L51 197ZM58 197V195H56ZM66 196V194H65ZM74 196H76L75 192L72 191L71 194H69L68 196L64 197L63 195V198L66 199V201L68 202L67 199H71L73 198L72 200H74ZM1 197V196H0ZM4 197V196H3ZM2 197V198H3ZM12 197V196H11ZM17 197H18V194H17ZM24 197V196H23ZM22 197V198H23ZM56 197V198H57ZM110 198H114L115 200L114 201H110V203L108 202H104L106 199H110ZM136 199L134 201V199ZM1 199V198H0ZM14 198H12V201H13ZM24 199V198H23ZM145 199V200H144ZM26 200V199H25ZM24 200V201H25ZM6 201V200H5ZM18 201V199H17ZM23 201V202H24ZM27 201V200H26ZM25 201V202H26ZM39 201V200H37ZM41 201V200H40ZM39 201V202H40ZM45 201V203H46ZM65 201V202H66ZM109 201V200H108ZM11 202V200H10ZM34 205L33 203L35 202H32V201H29V204ZM71 202V200L69 201ZM69 202L67 204H69ZM6 203V202H5ZM8 203V202H7ZM12 203V202H11ZM27 203V202H26ZM36 203V202H35ZM44 203V202H43ZM44 203V204H45ZM60 203V202H59ZM64 203V202H63ZM63 203H61V205L59 204L60 207H62ZM74 203V202H73ZM22 204V203H20ZM28 204V203H27ZM38 204H41V203H37V205H34L33 207L31 206L32 210H33V213H32V210L29 211L31 212V214H34V211L36 212L37 211V208H38V211L41 209L42 206H39ZM49 203H47L48 205ZM66 204V203H65ZM67 204L65 205L67 207ZM6 204H4L5 206ZM13 205V204H12ZM16 205V204H15ZM23 205V204H22ZM45 205V208L46 206ZM50 205V204H49ZM48 205V206H49ZM70 205V204H69ZM69 205H68V208H69ZM1 206V205H0ZM19 206V205H18ZM17 206V207H18ZM44 206V205H43ZM47 206V207H48ZM51 206V205H50ZM71 206V205H70ZM75 206V205H73ZM78 206V205H76ZM80 206V205H79ZM81 206H83L81 204ZM80 206V207H81ZM2 207V206H1ZM1 207H0V211H1ZM6 207V206H5ZM3 207V208H5ZM15 207V206H14ZM23 207V206H22ZM30 207V206H29ZM40 207V209H39ZM53 207V206H52ZM72 207V206H71ZM21 208V207H20ZM44 208V209H45ZM51 208V207H49ZM55 208V207H54ZM53 208V209H54ZM73 208V207H72ZM85 208V210H84ZM24 209V208H23ZM30 209V208H29ZM27 208V211L29 210ZM52 209V208H51ZM64 209V208H63ZM73 209H76V208H73ZM80 209V208H79ZM3 210V209H2ZM6 210V209H5ZM15 210V209H14ZM17 210V209H16ZM49 209H46V211H48ZM71 210V209H69ZM78 210V209H77ZM4 211V210H3ZM2 211V213H3ZM8 210H6L7 212ZM24 211V210H22ZM45 211V210H44ZM43 211V213L45 214V212ZM50 211V210H49ZM48 211V212H49ZM58 211V210H57ZM56 211V212H57ZM62 212V210H60ZM66 211L68 213H70L71 211H68L66 208H65V214H66ZM73 211V210H72ZM81 211V210H80ZM79 211V212H80ZM26 212V211H25ZM40 212V211H39ZM55 212V210L53 211ZM74 212H78V211H74ZM9 213V212H8ZM18 213V212H17ZM72 213V212H71ZM5 214V212L3 213ZM41 214V213H40ZM46 214H48L46 212ZM50 215H44L46 217H49V216H52L51 214H55V216L58 214V213H49ZM76 214V213H75ZM73 214V216L75 215ZM16 215V214H15ZM30 215V214H28ZM39 215V214H37ZM36 214L33 215L34 217L37 216ZM67 216L70 215V214H66ZM2 216V214H1ZM6 216V215H5ZM4 216V217H5ZM9 216V215H7ZM41 216L40 220L42 219V215H39ZM39 216L36 217V219H39ZM64 216V215H63ZM10 217V216H9ZM13 217H17V216H13ZM32 217V215H31ZM33 217V218H34ZM58 217V216H57ZM60 217V216H59ZM65 217V216H64ZM63 217V218H64ZM75 217V216H74ZM22 218V217H21ZM50 218V217H49ZM49 218L46 221H43L46 222V224L49 222ZM55 218V217H54ZM53 218V219H54ZM3 219V218H2ZM8 219V218H6ZM20 219V217H19ZM19 219H13V220H19ZM60 218H58L59 220ZM74 219V218H73ZM26 220V219H24ZM41 220V222H42ZM52 220V219H50ZM57 220V218H56ZM7 221V220H6ZM10 221V220H9ZM32 221V220H31ZM62 221V220H61ZM61 221H58L61 223ZM0 222L4 223V220H1ZM13 222V221H12ZM16 222V221H15ZM18 222V221H17ZM25 222V223H26ZM33 222V221H32ZM56 222V221H55ZM57 222V223H58ZM0 224V228H2L1 226L3 224ZM24 223V222H23ZM24 223V224H25ZM34 223V222H33ZM35 223H37V221L35 220ZM39 223V222H38ZM50 223V222H49ZM48 223V224H49ZM7 224V223H6ZM5 224V225H6ZM14 223H12L11 225H13ZM30 224L32 225V228H33V224L30 222ZM41 224V223H39ZM29 225V224H28ZM30 225V226H31ZM36 225V224H35ZM38 225V224H37ZM44 225V224H43ZM43 225L41 227H43ZM56 225V226H57ZM24 226V225H23ZM61 226V227H60ZM12 227V226H11ZM10 227V228H11ZM35 227V226H34ZM41 227L39 228L38 226V229L40 230ZM8 228V231L9 229ZM13 228L15 229V225L13 226ZM47 228V229H46ZM15 229V230H17ZM29 229V228H28ZM37 229V228H35ZM34 229V232L37 231ZM7 230V229H6ZM31 230V227L30 229ZM38 230V231H39ZM43 230V229H42ZM41 230V232H43ZM1 231V230H0ZM5 231V229H4ZM2 230V232H4ZM33 231V230H31ZM1 232V233H2ZM11 232V231H10ZM108 232V234H107ZM6 234H9L6 232ZM5 236V237H4ZM90 236V237H89ZM100 238H104V240L102 241ZM76 240V241H75ZM91 240V239H89ZM89 240H87L85 243H87ZM99 240V241H98ZM101 240V241H100ZM68 241L70 242H73L75 241L74 243H69ZM84 240H82L83 242ZM92 241V240H91ZM94 241V240H93ZM68 242V244L66 243ZM78 242V241H77ZM81 242V241H80ZM84 243V244H85ZM73 244V245H72ZM82 244V243H81ZM90 245L94 244L93 243H89ZM88 244V245H89ZM96 244V243H95ZM68 245L72 246L69 247ZM78 245V244H77ZM89 245V246H90ZM97 245V244H96ZM82 246H85L82 244ZM86 246L85 247H89ZM80 248V246H77ZM63 248V249H62ZM70 248V249H68ZM83 248V247H81ZM66 249V248H65ZM64 249V250H65ZM88 249L89 252H87L86 250ZM77 250H79L77 248ZM82 250V251H83ZM42 252V254L40 255V253ZM64 252V251H63ZM67 253V251H65ZM64 252V253H65ZM87 252V253H86ZM69 253V252H68ZM38 254V255H37ZM75 254V255H76ZM73 255V256H72ZM138 256V257H139ZM70 257V258H69ZM137 258V257H136ZM74 259V258H73ZM132 260V259H131ZM250 262V263H249ZM71 263V261H70ZM260 263V262H259ZM15 264V263H14ZM123 264V263H121Z\"/></svg>",
    "mask_w": 264,
    "mask_h": 264
},
{
    "label": "rangeland",
    "instance_id": "rangeland-1",
    "mask_svg": "<svg viewBox=\"0 0 264 264\" xmlns=\"http://www.w3.org/2000/svg\"><path fill=\"white\" fill-rule=\"evenodd\" d=\"M76 1H78V2H76V5H73L72 4V10L73 11H71V13L72 14H75L77 11H78V9H80V8H82L83 6H81V7H78V6H80V4H82L83 2H85L86 0H76ZM82 3H81V2ZM92 1H95V2H98L99 3V5H97V9H96V11H94V12H91L90 14H89V12L88 13H86V14H84L85 16H83V15H81V18L80 17H78V16H76V15H74V16H70L67 20H66V22H64L62 19L64 18V15H65V13H66V11H65V7L64 6H59V3H57V0H0V21H2L1 23H0V36H1V38H0V79H1V81H0V97L2 96L1 94H3V92H5L6 91V89H10L11 91H13L12 92V94L13 95H11L10 94V98H9V100L12 102L13 100L15 101H13L12 103L11 102H9L8 100L5 102V104L2 106V107H5V106H9V105H12L11 107H13V106H16L17 107V102H19L20 100H21V97H22V101H24L22 104L20 103V106L18 105V107H20L19 109H21V110H24L25 109V107L23 106L24 105V103L25 102H28L29 103V106L32 104V101L30 102V100L27 98V96H24V95H22V92L20 93V91L22 90H25L26 88H27V86L29 87L30 85H32V84H30V83H33V85H32V87H36V85H39L40 87L41 86H46V84L45 85H40L39 84V82L41 83V81H42V83H43V81H45V80H43V78L44 79H46V77H49V76H51L52 74H50V72H43V73H41V75H40V78H38L37 80L36 79H33V78H31L32 77V73H34V71H36L37 72V74H39V71L38 70H35L36 69V65L38 64V62H44L42 59H43V57H44V59L46 60V61H49V59L50 58H52V56H53V54H54V56L55 55H58V57H57V59H59V61H64V62H72V63H74V62H77L75 59H79L80 60V58H81V61H79V62H77V63H79V65H81L80 66V68L79 69H81V72L80 71H75V68L74 67H72L71 68V71L69 72V74H68V76L69 77H71L70 78V80L71 81H73V82H76L80 87H82V91H84V90H87L88 88H90L91 90H92V93L94 92V90H96V95L99 97V95H100V97H102V96H105V95H102L101 93H103V94H107V92H108V102H109V100H110V103L109 104H107L109 107H110V112H109V114H107V118H105L104 116L106 115V113H108L107 112V110H106V112L104 111L103 112V110H102V108L99 110V111H97V114H98V116H102L101 118H100V120H97V121H101L100 123H101V125L99 126V125H95V123L92 121L93 119V115H92V113H90V111H89V116L91 115V117H88V116H85V114L87 115V113H83V112H80L79 114H77V115H79V117L80 116H85L84 118H83V116H82V118H83V120H86V119H88V118H90L89 120H91V122L90 123H92V126H93V124L95 125L93 128H91L92 130H94V128H95V130H94V132H95V134H98L97 136H95L96 138H92V139H89V140H92L93 142H96L97 141V139L99 138V140H101V139H103V138H105L104 137V134H105V136H107L108 134H109V130L108 131H105V130H107V126H108V129H112V128H110L109 127V125H108V122L109 123H111V122H116V123H113L115 126H117V122L119 121L120 122V120L118 119V118H115V119H113V120H115V121H113V120H111V121H108V118L110 117V114H111V116H112V106L111 105H113V97L114 98H117L116 97V94H117V96H119L118 95V92L117 91H115V90H117V88H118V91H119V89L121 90V87L123 88L124 86L122 85V83H118V80H116V79H118V77H120V76H118L119 74H123V72H122V70H126V68L127 69H129L131 66L133 67L134 66V64H135V66L136 67H138V73L136 72V74L134 73V74H131L130 75V79L131 80H129L130 81V83H129V85H126L127 86V88L125 87V89H126V91H127V93H129V91H130V93L132 92V91H134V90H138V88H140V87H142V89H143V86H144V88H149L148 90L146 89L145 91H147L146 93H150L152 90L153 91H155V89H153L152 87H150L151 85L152 86H156V82H159L161 79H163V76L165 75V74H169V75H173V74H171V73H169V70L170 69H172V72L174 71H176L177 72V70H176V67L175 66H179V68L180 69H186L187 70V72H186V70H185V74H178L177 76H176V80H177V82L178 83H176V84H178V85H175V87L174 88H176L175 89V91H176V93L178 94V92H182V88L184 89V87L186 86V83L188 84V82L189 81H191L190 83H193V82H195L196 83V81L195 80H197V79H199V78H202V77H205V76H208L210 79H208V78H204L205 80L204 81H202V82H205L204 84L203 83H201L200 84V86H199V88H201V90L199 89L198 91H197V94L196 95H194V96H196V97H194L195 98V101H196V104H195V102H190L189 104H191V105H186V106H184L183 107V105L181 106V102L183 101L182 99H176V98H174V97H171V95H169V96H167V95H165L164 94V92L163 91H161V92H158V94H159V96H160V94H161V96L160 97H158L159 99V101H157L158 103H157V106L156 105H153V107H160L161 109L163 108V112L162 113H167V116H170V115H175V113H176V115H178L179 117H182V119H183V116H185V114H187V115H192V116H190L191 118H190V120L191 119H193V117H198V119H199V121H197L196 123H193V132L192 133H190V135H192V137H190V135H188V134H186V135H184L183 134V129H181L182 130V135L180 136H178L176 139L177 140H175L174 141V143H172V145H171V143L169 144V145H167L166 146V141L164 140V136H163V133L164 132H162V130H163V128H162V130L158 127V126H163L164 124H168V125H166L164 128H166V127H168L170 124H172V121H173V119H169L165 114H163V118H164V115L167 117V118H164V119H162L161 120V123H160V121L159 122H157L156 120L154 121V122H152V124H154L153 125V127H152V124H151V128H150V130L147 132L146 130H145V132H146V138H151L150 140H152V138H154L153 139V142H150V140H149V142H148V140H146L145 139V141L143 140V139H141V135L139 134V135H137L138 134V130L140 131V129H142V128H140V127H146L147 125L145 124V122L141 119L142 117H147L146 116V114L148 115V116H150L151 114V112L150 111H143L142 109H139V110H136L135 111V113H134V115H136V117L137 118H139L138 120H132L131 121V123H129L130 122V120H127V121H129V122H127V123H125L126 125H124V126H128L127 124H130L129 126L130 127H127L128 129H126V127H125V130H124V132H123V127L121 128V126H120V128H118V131H120V129H121V133H125L124 134V136H123V138L128 134V136H140V138H138V137H134V139L132 140V141H130L129 142V144H125L124 142H123V139L122 138H118L117 136H114V135H111V136H109V138L110 139H116L115 141H114V144H116L117 142H120V139H122L121 140V143L124 145L125 144V146H127L128 145V147H124L121 143V145L119 144L118 146H117V144L116 145H114L113 144V142L111 141V144H110V142H108L107 144H109V146L108 147H110L111 148V153L109 154L108 152L110 151H107V152H105V154L103 155L102 154V158L104 157V158H107L108 157V159H105L104 160V163L103 162H101L100 164H99V162H98V164H99V166L97 167V166H93V164L91 165V166H93L96 170H92V169H94V168H92L91 166H90V169H89V172H90V170H91V174L96 178H94L91 174H90V178H89V180H88V182H87V184L86 183H84V182H82L81 184H82V186H83V188H80L81 187V184H80V187L79 186H76L77 187V190H75V188H73V187H71L72 189H71V192H70V188H68V190H69V193H68V190H65V189H67V188H64V189H61V190H63V191H61L60 189H53V188H50L51 186L47 183V180L45 181L46 183H44V180L43 181H41L42 182V184H41V182H39V183H36L35 185H32V186H27V184H26V186L28 187V188H30L31 187V191H30V189H28V191L26 192L25 190L27 189V187H25V180L23 181V180H15V179H10V178H7V175H5V173L3 174L4 176H6V177H4L3 175H1L3 172H0V178H1V180H0V185L2 186H0V191H1V194H0V205L2 206H0L1 207V211H0V221L1 220H4V222H5V224L4 223H2V222H0V224L2 223L3 225L1 226L2 228H0V234L2 235V234H4V235H6V236H8V235H10V234H12L13 232L14 233H18V232H21V230H23V227L25 228V226H26V224H27V222L26 221H29V218H31V220L34 222H32L31 220L28 222V224H27V226H26V228L24 229L25 230V232L24 233H28V231H30L28 234L30 235L32 232L34 233V234H37L36 232H38V234L37 235H39L40 233V235L41 236H43L44 234L43 233H46V232H48L49 230L47 229V228H50L51 229V227H54L53 226V224L52 223H54V225L56 224H60L61 226H63L64 224H69V222L71 223L72 222V220L73 221H75L76 219H77V216L76 215H79L81 212H82V210H83V207H86V206H84V204L83 203H81L83 206H81V204L78 202V201H76L77 203H75V200H76V197H78L79 195H82L83 193H88V192H91L92 190L94 191L95 190V192H97L98 191V185H95V184H99L98 182H101L102 180H105V177L106 176H115L114 174H110V171L112 172L114 169H115V167H116V169L115 170H117V169H119V168H122L123 167V164H125L126 162H125V160H127V158H128V160H131V161H129V163H128V165L129 164H131V163H133L132 165H129V166H131V168H135V167H138L141 163V158L139 159V157H137L138 155H141L142 153H144V152H146L147 150H149V152L151 151V153H149L146 157H145V160H147V161H149V162H146V167H145V171H144V173L142 174L143 176H145V175H153V174H156V172H157V175H159V174H161L162 173V171H163V166H164V163H162L161 161H163V160H167L168 159V157H170V155L172 154V151H171V149L173 148L174 149V146L175 147H177V149H179V148H188V147H192L191 145H198V143H201L200 144V146L201 147H203V146H205V144H207L206 142H207V139L208 138H211L212 140H215L216 142V145H215V147L216 146H218V148H221V149H226V147L229 149V147H233V148H235V145H237L236 144V142L234 141V140H237V139H239L238 137H241L242 136V131H244V129H242L241 130V127H242V125L240 126V125H238V126H236V127H234L230 132H231V136H230V141H228V140H226V139H220V138H223L222 136H221V134L222 133H217L218 132V125H219V127L220 128H222V127H225V126H228L229 124H231V123H233L234 122V120H238V116H240V114H241V116L239 117V118H242L243 116H245V115H247L248 114V112H247V109H248V106H247V102H249L250 101V99H252L253 97H258L259 95H262V96H264V87L262 86V85H260V84H258V83H254V82H261L262 80H264V79H262V80H254V79H251L250 78V76L249 75H246L245 77H247V79L246 80H244V82H253L254 84H252V85H254V86H252L251 88H249V86H251V83H250V85L249 84H247V85H239L238 83L240 82V81H242L241 80V77H240V75H242V73L246 70V68H247V66H249V65H254V64H256V65H258V62H257V59H258V57H260L261 55H263L264 54V49H263V51L261 52V54H258L257 53V50H256V48H255V46H254V49L252 48V46L254 45V44H252V42H250V40H251V36L250 35H247V34H249V33H247V31H249V29H248V26L249 25H256V23H258L259 22V33H260V35H258L257 37H256V39L254 38V37H252V41H253V43H255V44H257V43H259L260 41H255V40H258L259 39V37L260 38H263L264 37V20L263 19H258L257 17V19L255 18L254 19V16H251L250 14H249V11L248 12H246V13H244L243 14V16H247V17H245V19H244V21L241 19H238L239 18V15H235V13H236V9H239L241 6H243V5H247V7H249V8H252V6H253V3L252 2H254V1H256V0H252V2H251V0H249V2H247L248 0H246L245 2L243 1L242 2V4L240 3L241 2V0H237V1H235L234 2V0H223V1H221V0H216L215 1V3H217V4H215L216 5V9L218 10V9H221V7L220 8H218L222 3V5H224V6H227V14L225 13V17L227 18L226 19V21H225V23H223L224 21H221V20H225V17H220L219 15H218V13L217 14H215L214 16H210V17H208V19H201L202 21V23H203V27L205 26L204 25V22L203 21H205V22H207L208 21V23H211L212 25H210V26H208L207 27V29H206V27H204V29L201 27L202 26V23L200 22L199 23V21L200 20H198V19H196L197 17L195 16V14H194V12L195 11H199L200 12V10L203 12V11H205L206 13L208 12V8L206 7V6H204V3L206 2L205 0H196V1H193L192 3H189V4H187V1L186 0H181V2H180V0H165V1H167L168 3H169V5H165V4H163V2H162V0H132L133 1V4H132V2L130 3H128V4H126V3H124V1H123V3H122V1L120 0H116V2L115 1H112L111 2V0H92ZM110 1V2H109ZM118 1V2H117ZM146 1V2H145ZM157 1V2H156ZM260 2L262 1V0H259ZM13 2V3H12ZM106 2H107V4H106ZM9 3V4H8ZM97 3V4H98ZM207 3V2H206ZM248 3H251V4H248ZM262 3V2H261ZM16 4H18V5H16ZM109 4V5H108ZM126 4V5H125ZM130 4V5H129ZM150 4V5H149ZM190 4H194V6L193 5H190ZM202 4H203V7H205V8H203L202 9ZM233 4H235V5H233ZM2 5V6H1ZM8 5V6H7ZM89 5V4H88ZM122 5V6H121ZM124 5V6H123ZM129 5V6H128ZM140 5V6H139ZM145 5V6H144ZM154 5V6H153ZM239 5H240V7H239ZM4 6V7H3ZM17 6V7H16ZM20 6V7H19ZM75 6H77V7H75ZM119 6V7H118ZM234 6H235V8H234ZM19 7V8H18ZM64 7V8H63ZM105 7V8H104ZM129 7V8H128ZM165 7V8H164ZM167 7V8H166ZM197 7V8H196ZM47 8V9H46ZM104 10H103V9ZM131 8V9H130ZM194 8H195V10H194ZM230 8H232V10L230 9ZM261 8H264V4H261ZM62 9H63V11H62ZM148 9H150V10H148ZM153 9V10H152ZM230 9V10H229ZM245 8H242V10H244ZM22 10V11H21ZM25 12H24V11ZM43 10V11H42ZM55 10V11H54ZM56 10L58 11L57 13H56ZM121 10V11H120ZM145 10V11H144ZM147 10V11H146ZM160 10V11H159ZM194 12H193V11ZM31 11V12H30ZM61 11V12H60ZM75 11V12H74ZM105 11H106V13H105ZM115 11V12H114ZM128 11H130V12H128ZM153 11V12H152ZM104 12V13H103ZM113 12V13H112ZM119 12H121L122 13V15H121V13H119ZM143 12H145V15H144V13ZM147 12H149L150 13V18L152 19V22H150L151 21V19L149 18V20L148 21H146L145 19H146V17H147V15H149V13L147 14ZM159 12V13H158ZM164 12H166V13H164ZM198 12V13H199ZM231 12H232V15H231ZM2 13V14H1ZM119 15H118V14ZM128 13V14H127ZM158 13V14H157ZM161 13V14H160ZM163 13V14H162ZM186 13V14H185ZM194 15H193V14ZM198 13H196V15L198 14ZM234 13V14H233ZM239 13V12H238ZM57 14V15H56ZM124 14H126L125 15V17L118 23V20H119V18L120 17H123L124 16ZM166 14V15H165ZM180 14H182V15H184V16H180ZM232 16V18H231V21H230V15ZM246 14V15H245ZM248 14L251 16H248ZM53 15V16H52ZM87 15V16H86ZM88 15H90L89 17H88ZM115 15V16H114ZM129 15V16H128ZM141 15V16H140ZM177 15L179 16V17H182L181 18V22H179V23H174V21L173 20H175L174 18H176L177 17ZM41 16V17H40ZM56 16V17H55ZM94 16V17H93ZM111 16V17H110ZM118 16V17H117ZM140 16V17H139ZM142 16H143V18H142ZM165 16V17H164ZM35 17V18H34ZM38 17H40V18H38ZM92 17V18H91ZM96 17V18H95ZM106 19H105V18ZM127 17V18H126ZM128 17H130V22L131 23H129L128 21H127V19H128ZM137 17H138V19H137ZM159 17V18H158ZM214 19H213V18ZM236 17V18H235ZM60 18V19H59ZM88 18V19H87ZM95 18V19H94ZM103 18H104V20H106L105 22H104V20H103ZM109 18V19H108ZM111 18H115L116 19V21H115V19H111ZM131 18H134V19H131ZM156 18V19H155ZM162 18V19H161ZM186 18H188V20H186ZM192 18V19H191ZM218 18V19H217ZM219 18H220V20H219ZM223 18V19H222ZM252 18V20H250ZM9 21H8V20ZM33 19V20H32ZM42 19V20H41ZM73 21H72V20ZM100 19H102V20H100ZM136 19V20H135ZM155 19V20H154ZM159 19V20H158ZM233 19H235V21L233 20ZM37 20V21H36ZM60 20H62V21H60ZM113 20V21H112ZM164 20H165V22H164ZM192 20V21H191ZM210 20H212V21H210ZM228 20V21H227ZM247 20V21H246ZM39 21V22H38ZM43 23H42V22ZM48 21H49V26L46 28V29H44V25H46L47 23H48ZM57 21V22H56ZM59 21V22H58ZM82 21H84V22H82ZM91 21L92 22H94V23H96V24H94V23H91ZM132 21H133V23H132ZM138 21V22H137ZM139 21H140V23H139ZM146 21V22H145ZM157 21H159V22H161V23H159V22H157ZM167 21V22H166ZM198 21V22H197ZM210 21V22H209ZM217 21H218V23H217ZM219 21H221L222 23L220 24L219 23ZM243 21V22H242ZM250 21H251V23L253 22V24H251L250 23ZM256 21V22H255ZM18 22H20V23H18ZM35 24H34V23ZM37 22V23H36ZM47 22V23H46ZM69 22V23H68ZM73 22V23H72ZM81 22V23H80ZM88 22V23H87ZM90 22V23H89ZM99 22H101V25L99 24ZM110 22V23H109ZM113 22V23H112ZM136 22V23H135ZM142 22V23H141ZM148 22V23H147ZM153 22H154V24H153ZM155 22H157V23H155ZM189 22V23H188ZM194 22V23H193ZM195 22H196V24H198L197 26H196V24H195ZM227 22H228V25H227ZM230 22H232V24H229ZM234 22V23H233ZM236 22V23H235ZM249 22V23H248ZM46 23V24H45ZM84 23H86L85 25H84ZM118 23V24H117ZM128 23V24H127ZM139 23V24H138ZM151 25H150V24ZM162 23H164L163 24V26H159L160 24H162ZM174 23V24H173ZM216 23V24H215ZM240 23V24H239ZM247 23V24H246ZM32 24V25H31ZM63 24H65V25H63ZM68 24L71 26H68ZM73 24V25H72ZM82 24V25H81ZM113 24H116V25H114V27H113ZM135 25V28L134 29H137V27H138V31H133L132 29H129L128 28V26L129 25ZM143 24V25H142ZM153 24V25H152ZM159 24V25H158ZM168 24V25H167ZM172 24H173V26H172ZM190 24V25H189ZM234 24V25H233ZM242 24H244V25H242ZM25 25V26H24ZM40 25V26H39ZM56 25V26H55ZM80 27H79V26ZM84 25V26H83ZM98 25H99V27H98ZM108 25V26H107ZM112 27H111V26ZM141 25V26H140ZM176 27H175V26ZM215 27H214V26ZM224 25V26H223ZM240 25L242 26L241 28H240ZM54 28H53V27ZM75 26V27H74ZM86 26V27H85ZM96 26V27H95ZM107 26V27H106ZM127 26V27H126ZM144 26V27H143ZM152 26H155L157 29H158V27H160V28H172L173 29V27H175L174 28V30H172L171 32V34H170V32H169V34L167 33V35H165L166 33L164 32V30L162 31V30H160V28L158 29V30H160V31H162L161 33H158V31H157V33L159 34H157L158 36L156 37V38H158V37H161V38H158V39H160L159 40V42H158V39H155L154 37L155 36H152L153 38H154V41H152L153 40V38H151L150 37V35H149V33H148V31H149V28L151 27L152 28ZM184 26V27H183ZM186 26V27H185ZM195 26V27H194ZM221 26V27H220ZM231 26H233V28L234 29H230V28H232ZM247 26V27H246ZM22 27V28H21ZM57 27H59V28H57ZM63 27H65V28H63ZM70 27V28H69ZM83 27V28H82ZM90 27V28H89ZM102 27H104L103 29H101ZM122 27V28H121ZM148 27V28H147ZM180 27V28H179ZM192 27H194V29H202V30H204V32H203V34L204 33H206V35L208 34V32L210 33V32H212V33H215V36L217 37V36H221L220 38H221V43L223 42L222 40H224V41H226V36H229V40L227 39V41H226V44L223 46V47H220V48H217V50H214L213 51V53L215 54V56L216 57H218L219 58V60H218V58L217 59H214L213 58V60H212V57H210L209 59L206 57V58H204L205 57V55L203 56L202 55V57H200V55H201V51L202 50H200V49H197V47L200 45V42H201V40H202V38H203V34L202 33H199V35L197 34V35H194L193 33H191L192 35H188V40H189V42L190 43H188V46L187 45H185L184 47H182V48H180V49H178V51L177 50H172L171 51V49H168V48H163L164 50H160V52H157L159 49L158 48H155V47H158L159 46V44L163 41V38L165 39V38H167V40L169 39V41L170 42H173V41H176V40H178L179 38H180V35L182 36L183 35V33L181 34L180 32V30L181 29H183V28H185V29H183V30H189V29H187V28H192ZM226 28L227 27V29H228V27H229V30H227V29H222V28ZM239 28V29H237V28ZM24 28V29H23ZM38 28V29H37ZM40 28H43V29H40ZM51 28V29H50ZM93 28V29H92ZM95 28V29H94ZM114 28V29H113ZM129 30V31H131V32H125L127 29ZM245 28V29H244ZM4 29V30H3ZM20 29V30H19ZM37 29V30H36ZM71 29V30H70ZM85 31L86 29L87 30H89V31H85V32H83V30ZM100 29V30H99ZM106 31H105V30ZM114 31H113V30ZM116 29V30H115ZM126 29V30H125ZM178 29V31H176ZM205 29H206V31H205ZM29 30H31V32L29 31ZM38 30H39V32H38ZM62 30H64V32L62 31ZM67 30V31H66ZM75 30V31H74ZM98 30V31H97ZM111 30V31H110ZM125 30V31H124ZM140 30V31H139ZM223 30V31H222ZM233 30V31H232ZM239 30V31H238ZM241 30V31H240ZM247 30V31H246ZM26 31V32H25ZM56 31L59 33H56ZM60 31V32H59ZM93 31V32H92ZM104 31V32H103ZM109 31V32H108ZM120 32L119 33V35H118V32ZM159 31V32H160ZM229 31H230V33H229ZM234 31L235 32H237V33H234ZM243 31H245V32H243ZM23 32H24V34H23ZM55 32V33H54ZM65 33V34H63V33ZM69 32H70V34H69ZM73 32H75V33H73ZM90 32H91V34H90ZM96 34H95V33ZM100 34H102V35H100ZM123 32V33H122ZM146 32V33H145ZM175 32H177L176 33V35H178L177 36V38H176V40L174 39L175 37H174V34H175ZM226 32V33H225ZM232 32H233V34H232ZM53 33H54V35H53ZM78 33V34H77ZM80 33V34H79ZM93 33H94V35H93ZM105 33H106V35H105ZM116 33V34H115ZM121 33H122V35H121ZM127 33V34H126ZM130 33H133V34H130ZM136 33V34H135ZM154 33V32H153ZM224 33V34H223ZM16 34V35H15ZM20 34V35H19ZM43 34V35H42ZM47 34V35H46ZM48 34H49V37H48ZM69 34V35H68ZM88 36H87V35ZM103 34H104V36H103ZM113 34V35H112ZM129 34V35H128ZM140 34H141V37H140ZM147 34V36L146 37H150V38H146V42L145 41H143L144 39H145V35ZM155 34H156V32H155ZM161 34H162V36H161ZM172 34H173V36H172ZM202 34V35H201ZM238 34H240V35H238ZM57 35H61V36H65V37H72V38H74L75 39V37H79V36H81V35H84V36H86L88 39H90L91 40V43L90 44H88L87 42H85V43H82L83 42V40H81V41H77V39H76V41L74 42V43H70V46L69 45H67V47H66V43L64 42V40L63 41H59V38L56 40V43H57V41H59L60 43H59V46L60 45H62V44H64V46H65V49H64V47L59 51V52H56L55 51V47L56 46H54L52 43H50L51 42V39L53 38V37H58ZM68 35V36H67ZM77 35V36H76ZM101 37H99V36ZM110 35V36H109ZM118 35V36H117ZM125 35H128L129 36V39L131 38L132 39V41H129V42H125V41H127V40H129V39H127V37L125 36ZM134 35V36H133ZM135 35H137V36H135ZM153 35V34H152ZM169 35V36H168ZM175 35V36H176ZM226 35V36H225ZM231 35L234 37L233 39L232 38H230L231 37ZM238 35V36H237ZM33 36V37H32ZM34 36H35V38H34ZM46 36V37H45ZM96 36H97V38H99V39H97L96 38ZM108 36V37H107ZM126 37V39H125V37ZM163 36H167V37H163ZM186 36V35H185ZM192 36V37H191ZM208 36V35H207ZM7 37V38H6ZM26 37V38H25ZM103 37H105V38H103ZM135 38L136 40L134 41V39L133 38ZM170 37V38H169ZM173 37V38H172ZM215 37V38H216ZM238 37H241V39L240 38H238ZM242 37H243V39H242ZM247 37V38H246ZM42 38V39H41ZM50 38V39H49ZM94 38V39H93ZM118 38H119V40H118ZM137 38H142V39H140V40H137ZM190 38V39H189ZM199 38H201V40L199 39ZM225 38V39H224ZM20 39V40H19ZM24 39V40H23ZM36 39H39V41L36 43ZM41 39V40H40ZM48 39V40H47ZM104 41H103V40ZM109 41H108V40ZM113 39V40H112ZM115 39V40H114ZM120 39H122V40H120ZM152 39V40H151ZM172 39V40H171ZM232 39V40H231ZM112 40V42H110ZM148 40H150V43L148 42ZM155 40H156V42H155ZM198 40H200L198 43L196 42V41H198ZM234 40V41H233ZM243 40V41H242ZM21 41V42H20ZM86 41V40H85ZM108 41V42H107ZM117 41V42H116ZM118 41L120 42V43H118ZM123 43H122V42ZM136 41L137 42H139V45H140V43H142L141 44V46L139 47L138 46V43L136 44ZM141 41V42H140ZM208 41H210V39L208 40ZM235 41H236V43H237V45H236V43H235ZM238 41V42H237ZM31 42V43H30ZM45 42V43H44ZM48 42V43H47ZM63 42V43H62ZM95 43V45H94V43ZM101 42V43H100ZM110 42V43H109ZM114 42V43H113ZM135 44H134V43ZM19 45H18V44ZM99 43V44H98ZM104 43V44H103ZM107 43H108V46H106L107 45ZM116 43H118L119 45H117ZM144 43H148V45L146 44H144ZM155 43H156V45H155ZM241 43H243V45L241 44ZM32 46H31V45ZM43 44H44V46H43ZM53 46H52V45ZM129 44H132V46L133 45H135V46H133V47H130L131 45H129ZM194 44V46H192ZM238 44H240L239 46H238ZM3 45V46H2ZM12 45V46H11ZM25 45H26V47H25ZM41 45V46H40ZM49 45H50V47H49ZM72 45V46H71ZM90 45H91V47H90ZM103 45H104V47H103ZM123 45H125V47H123ZM128 45V46H127ZM151 47H154V48H151V50H150V52H149V49H150V46ZM234 45V46H233ZM2 46V47H1ZM21 46V47H20ZM24 46V47H23ZM30 46V47H29ZM84 46V47H83ZM99 46V47H98ZM115 46V47H114ZM136 46L138 47V48H140L141 50H137L138 48H136ZM148 47V48H145V47ZM201 46V45H200ZM102 47V48H101ZM128 47V48H127ZM192 47V48H191ZM243 47V48H242ZM17 48V49H16ZM33 48V49H32ZM113 48H115L114 50L115 51H111V50H113ZM119 48H121V49H119ZM126 48H127V50H126ZM132 48V49H131ZM134 48V49H133ZM192 49V51H189V53H190V55H188L189 53H188V50H191ZM203 48V47H202ZM232 48H233V50H232ZM20 49H21V51H20ZM51 49V50H50ZM52 49H54V50H52ZM83 49V50H82ZM88 49V50H87ZM102 49V50H101ZM105 50V52H104V50ZM108 49V50H107ZM111 49V50H110ZM118 49V50H117ZM124 49V50H123ZM136 49V50H135ZM145 49H148V50H146L145 51ZM237 49H239V50H237ZM6 50V51H5ZM29 52V53H31L29 56H26L25 55V53H28L27 51ZM31 50H33V51H31ZM49 50V51H48ZM67 50V51H66ZM87 50V51H86ZM90 50V52L88 53V51ZM126 50V51H125ZM130 50H131V52H130ZM132 50H133V52H132ZM156 51L157 52V55H158V59H156V58H154V60L152 61V59H153V56L155 55V52L154 51ZM167 50V51H166ZM181 50H182V52H181ZM5 51V52H4ZM24 51V52H23ZM39 51V52H38ZM41 51V52H40ZM55 51V53H52V52H54ZM69 51V52H68ZM94 52V53H92V52ZM95 51H97V52H95ZM101 53H100V52ZM122 51H123V53H125V54H123L122 53ZM135 51V52H134ZM165 51V52H164ZM169 51V52H168ZM231 51H234V52H231ZM236 51V52H235ZM239 53H238V52ZM4 52V53H3ZM10 52V53H9ZM22 52V53H21ZM34 54H33V53ZM45 54H44V53ZM73 54H72V53ZM75 52V53H74ZM99 52V53H98ZM109 52V53H108ZM130 52V53H129ZM147 52V53H146ZM152 52H154V53H152ZM167 52V53H166ZM171 52V53H170ZM180 52L182 53V54H180ZM1 53H3V54H1ZM51 53V54H50ZM66 53H68V54H66ZM79 53H80V55H79ZM84 53V54H83ZM85 53H87V55L85 54ZM96 53V54H95ZM104 53H107V54H104ZM120 53V54H119ZM150 53H152V54H150ZM160 53V54H159ZM170 53V54H169ZM5 54V55H4ZM24 54V55H23ZM61 56H60V55ZM101 54V55H100ZM111 54V55H110ZM115 54V55H114ZM119 54V55H118ZM130 54H132V55H130ZM143 54V56H141ZM145 54V55H144ZM148 54V55H147ZM163 54H164V56H163ZM169 54V55H168ZM175 54V55H174ZM191 54H192V56H191ZM32 55V56H31ZM38 55H39V57H38ZM46 55H47V57H46ZM71 55V56H70ZM74 55V56H73ZM79 55V56H78ZM91 55V56H90ZM92 55H93V57H92ZM96 55H97V57H96ZM103 55H106V56H103ZM128 55H129V58H128ZM138 55V56H137ZM160 55V56H159ZM172 55H174V56H176V58H178V59H176L175 57V60L174 59H172L173 57H172ZM180 55H181V57H180ZM239 55H241V56H243L242 57V59L239 57ZM247 55V56H246ZM69 56V57H68ZM77 56V57H76ZM103 56V57H102ZM107 56H109V57H107ZM112 56V57H111ZM113 56H114V58H113ZM124 56V57H123ZM130 56H132V57H134L133 59H132V57H130ZM146 56V58L148 59H145L144 57ZM151 56V57H150ZM168 56V57H167ZM170 56V57H169ZM182 56H184V57H182ZM186 56V57H185ZM190 56V57H189ZM195 56V57H194ZM67 57V58H66ZM80 57V58H79ZM92 57V58H91ZM101 57V58H100ZM105 57V58H104ZM135 57H136V59H137V61H135L136 59H135ZM140 57H142V58H140ZM160 57V58H159ZM161 57H163V58H161ZM167 57V58H166ZM247 57H249L250 59H252L251 61H248V60H246V58ZM25 58V59H24ZM63 58V59H62ZM72 60H71V59ZM74 58V59H73ZM85 58H87V60H89V61H92L93 59H94V61L93 62H87V60L85 59ZM97 58V59H96ZM99 58V59H98ZM103 58V59H102ZM106 58H108L109 60H107ZM111 58V59H110ZM118 58V59H117ZM140 58V59H139ZM143 58H144V60H143ZM187 60L186 61V63H185V60ZM222 60H221V59ZM232 58V59H231ZM241 59V60H239V59ZM22 59V60H21ZM27 59V60H26ZM29 59V60H28ZM67 59H69V60H67ZM83 59V60H82ZM91 59V60H90ZM96 59V60H95ZM102 59V60H101ZM106 59V60H105ZM119 59H120V61H119ZM130 59V60H129ZM168 59V60H167ZM181 59V61L184 63V64H182V63H180V60ZM201 59V60H200ZM203 59H205L204 61H203V67L202 68H199L198 67V69H202L204 72H202V70H198L197 69V71H196V68H192V69H190V68H188L187 66H192V65H189V63L191 62L192 63V60L195 62V61H202ZM206 59H208V60H206ZM231 59V60H230ZM237 59H238V61H237ZM11 60V61H10ZM14 60V61H13ZM38 60V61H37ZM86 60V61H85ZM117 60V61H116ZM158 61V63H157V61ZM8 61V64L6 65L5 63ZM28 61V63L30 64H28V63H26V62ZM35 62V64H34V62ZM45 61V62H46ZM95 61H97L96 62V64L99 62V64H102V65H95ZM104 63H103V62ZM107 63H106V62ZM109 61V62H108ZM111 61H114V62H111ZM123 61H124V63H123ZM126 61H128V62H130V63H128V62H126ZM140 61H141V63H140ZM170 61H172V62H170ZM177 61V63H173V62H176ZM208 61V62H207ZM228 61V62H227ZM3 62V63H2ZM19 62V63H18ZM67 62V63H68ZM102 62V63H101ZM116 62H117V64H116ZM119 62V63H118ZM131 62L133 63V64H131ZM143 62V63H142ZM149 62H150V65H149ZM155 64V66H153V63ZM178 62L181 64V65H176V64H178ZM206 62V63H205ZM3 64V66H1L2 64ZM13 63V64H12ZM89 63V64H88ZM112 63V64H111ZM121 63V64H120ZM138 63H140V64H142L141 66H140V64H138ZM147 63V64H146ZM190 63V64H191ZM205 63V64H204ZM237 63V64H236ZM15 64V65H14ZM17 64V65H16ZM20 66H19V65ZM21 64H22V66H21ZM24 64H26V65H24ZM90 64H92V65H90ZM111 64V65H110ZM118 64H119V68H117L118 67ZM137 64H138V66H137ZM159 66H158V65ZM173 64V65H172ZM175 64V65H174ZM185 64H187V65H185ZM11 65H12V67H11ZM23 65H24V67H23ZM28 65V66H27ZM83 65H85L84 67H83ZM87 65V66H86ZM96 67H95V66ZM116 65V66H115ZM182 65H183V67H182ZM194 65H196V64H194ZM8 66V67H7ZM30 66V67H29ZM99 68H98V67ZM100 66H102V67H104L107 71H105V69L103 70V68L101 67L100 68ZM127 66V67H126ZM151 66H152V68H151ZM157 66H158V68H157ZM164 66H166V68L164 67ZM217 66H219L218 67V69H216V71L215 72H219L220 73V71H221V73H220V75H218V74H215V73H212V72H208L207 70H211V69H215V67H217ZM14 67V68H13ZM16 67V68H15ZM19 69H18V68ZM87 67V68H86ZM96 68V70L97 71H99V72H96V87H93V84L95 85V83H91V81L87 78L88 77V75H87V73L85 72V70L86 69H88V68ZM109 67V68H108ZM112 67L113 68H115L114 70H118V72H117V70L114 72V70L112 69ZM124 67V68H123ZM139 67H141V68H139ZM146 67V69L144 70V72H146L147 70L148 71H151L150 73H148V74H151L150 76L149 75H143L144 73H143V69ZM164 67V68H163ZM206 67V68H205ZM261 67V66H260ZM23 70V68H24V70H23V72H22V70ZM31 68V69H30ZM34 68V69H33ZM83 68V69H82ZM188 68V69H187ZM210 68V69H209ZM219 68H222V69H219ZM262 68V67H261ZM150 69V70H149ZM152 69V70H151ZM175 69V70H174ZM194 69H195V72H194ZM9 70V71H8ZM19 70V71H18ZM83 70V71H82ZM102 70V71H101ZM110 70V71H109ZM113 70V71H112ZM119 70L122 72V73H119ZM139 70H141L140 71V73H139ZM155 70H156V72H155ZM191 70V71H190ZM193 70V71H192ZM244 70V71H243ZM29 71V73H26V72H28ZM32 71V73H30ZM191 73H190V72ZM200 71V72H199ZM5 72V73H4ZM15 72V73H14ZM17 72H18V77L20 76V75H22L23 74V76H22V80L20 81V83H21V85H20V83L19 84H16L15 82L17 81V77H16V79L14 80V83L16 84V88H13L12 86H14L13 85V82H11V83H8L7 84V82L8 81H11V80H13V75L15 74H17ZM20 72V73H19ZM22 72V73H21ZM101 72V73H100ZM106 72V73H105ZM114 72V73H113ZM152 72H154V73H152ZM173 72V73H174ZM234 72L236 73V74H234ZM9 73H10V75H9ZM14 73V74H13ZM78 73V74H77ZM82 75H81V74ZM113 73V74H112ZM116 73V74H115ZM161 73V74H160ZM193 73H194V75H193ZM241 73V74H240ZM42 74H44V75H42ZM99 74V75H98ZM111 74H112V76H111ZM186 74H187V76H186ZM197 74H199V75H197ZM230 75V77H231V79H230V77H229V75ZM244 74V73H243ZM24 75H26L25 77H24ZM48 75V76H47ZM73 75V76H72ZM101 75V78L99 77ZM134 75V76H133ZM183 75V76H182ZM212 75H213V77H212ZM13 76V77H12ZM41 76H42V79H41ZM75 76H78V77H75ZM85 76V77H84ZM118 76V77H117ZM132 76V77H131ZM137 76V77H136ZM140 78H139V77ZM142 76L144 77L145 76V80H142V82H145V84H142V82H139L140 80H141V78H142ZM175 76V75H174ZM179 76V77H178ZM188 76H190V77H188ZM194 76V77H193ZM99 77V78H98ZM107 77L109 78V77H113V80H112V83L107 87V88H105V87H101V84L102 83H104V79L106 78L107 79ZM114 77L116 78V79H114ZM185 77V78H184ZM193 77V78H192ZM225 77V78H224ZM15 78V77H14ZM26 78H28V80L26 79ZM30 78H31V80H30ZM34 78H36V77H34ZM84 78V79H83ZM133 78V79H132ZM25 79H26V81H25ZM75 79V80H74ZM85 79H87V81H85ZM105 79V80H106ZM41 80V81H40ZM79 80H81L80 81V83H79ZM89 80V81H88ZM100 80H101V82H100ZM184 80H185V82H184ZM217 81L218 80V82H214V84H213V82L212 81ZM235 80V81H234ZM30 81V82H29ZM33 81V82H32ZM35 81H37L36 82V84L34 85V83H35ZM85 81V82H84ZM103 81V82H102ZM128 81V82H129ZM193 81V82H192ZM212 82V84H211V82ZM24 82H26V83H24ZM82 82V83H81ZM88 82V83H87ZM128 82H126V84L128 83ZM133 82H134V85H133ZM181 82V83H180ZM234 82V83H233ZM3 83V84H2ZM18 83V82H17ZM23 83V84H22ZM38 83V84H37ZM84 83V84H83ZM101 83V84H100ZM136 83V84H135ZM140 83V84H139ZM195 83L193 84L194 86H192V89H193V91H194V88H195ZM211 85H210V84ZM233 83V84H232ZM24 84H26V85H24ZM90 84V85H89ZM115 84V85H114ZM224 84V85H223ZM5 85V86H4ZM86 85H88V86H86ZM99 85H100V88H98L99 87ZM114 85V86H113ZM118 85L120 86V87H118ZM140 86V87H138V86ZM228 85V86H227ZM234 85V86H233ZM249 85V86H248ZM7 86V87H6ZM111 86V87H110ZM129 86V87H128ZM238 86H240V87H238ZM243 86V87H242ZM260 86H262L261 88H262V90L260 89ZM9 87V88H8ZM22 87H24V89L22 88ZM84 87V88H83ZM87 87V88H86ZM92 87V88H91ZM113 87V88H112ZM135 87H138V88H135ZM255 87V88H254ZM256 87H257V89H256ZM13 88V89H12ZM109 88V89H108ZM178 88V89H177ZM215 90L214 92H212L213 90ZM218 88H220V89H223V90H218ZM226 88V89H225ZM241 88H243L242 90H241ZM18 89H20V90H18ZM41 89V88H40ZM101 89V90H100ZM128 89H129V91H128ZM133 89V90H132ZM141 88L139 89V91H141V92H143L144 90H142ZM151 89V90H150ZM237 89V90H236ZM238 89H240L242 92H239V90ZM250 89H252V91L250 92V94H249V96H248V94H246V92L247 93H249V91H250ZM47 90H50V89H47ZM75 90V89H74ZM74 90H73V88H69V90L67 89V97H69V96H74L73 95V93H74ZM77 90V89H76ZM109 90V91H108ZM110 90H111V92H110ZM210 90V91H209ZM236 92H235V91ZM247 90H249V91H247ZM257 90V91H256ZM14 91H16V92H14ZM81 91V90H80ZM113 91V92H112ZM115 91V92H114ZM145 91H144V93H145ZM150 91V92H149ZM152 91V92H153ZM209 91V92H208ZM230 91V92H229ZM234 91V92H233ZM246 91V92H245ZM39 92H41V95H39L40 97L41 96H43V97H39L38 96V103H40V104H43V103H45V101H46V99H44V97L45 98H47V99H53V96H54V93H52L53 92V90H50V91H44L43 92V90H39ZM44 94H43V93ZM48 92H50V93H52V94H50V93H48ZM72 92V93H71ZM99 92V93H98ZM151 92V93H152ZM46 93L49 95H46ZM91 93V94H92ZM229 93V94H228ZM245 93V94H244ZM68 94H69V96H68ZM115 94V95H114ZM22 95V96H21ZM151 95V94H150ZM249 97H247V96ZM254 95H256V96H254ZM47 96V97H46ZM50 96H52L51 98H50ZM91 96V102H89V104H93L92 103V101H94V100H92V98H94V96H92V95H90ZM107 96V95H106ZM201 96V97H200ZM208 96V101H210L211 99L210 98H213V97H223L224 96V98H223V102H222V105H218L219 106V109H218V106H216V105H214V106H210V105H208L207 104V106L206 105H204V103H207L208 101L206 100L207 97ZM210 96H213V97H210ZM19 97V98H18ZM110 97V98H109ZM144 98L142 95H138L137 97H136V101H134V103L135 102H137V101H139L140 99H142V98ZM171 97V98H170ZM203 97H204V99H203ZM246 97V98H245ZM15 98V99H14ZM42 98H43V100H42ZM119 98H120V96H119ZM124 98H125V96L123 97V98H120V102L122 103V104H124ZM162 98V99H161ZM167 98H170V100H171V106H172V108H174V109H177V110H173L172 108H171V106H168L167 105V103L166 102H169L168 100H166ZM193 98V99H194ZM236 98V99H235ZM244 98V99H243ZM248 98V99H247ZM11 99H13V100H11ZM85 99V98H84ZM148 99H150V96H149V98H147V100ZM161 99V100H160ZM192 99V100H193ZM226 99V100H225ZM236 101H235V100ZM247 99V100H246ZM19 100V101H18ZM41 100H42V102H41ZM45 100V101H44ZM164 100V101H163ZM177 100V101H176ZM182 100V101H181ZM224 100H225V102H224ZM17 101V102H16ZM21 101V102H22ZM40 101V102H39ZM44 101V102H43ZM115 101V100H114ZM198 101V102H197ZM201 101V102H200ZM245 101V102H244ZM9 102V103H8ZM88 102V101H87ZM107 102V103H108ZM129 102H133V100H131V101H129ZM153 102V101H152ZM175 102H176V104H175ZM227 102H228V104H230L231 103V105L229 106V105H227ZM112 103V104H111ZM121 103H118V107L119 108H122V104ZM223 103H224V106L225 107H223ZM75 104V103H74ZM79 104V103H78ZM163 104H164V106H163ZM173 104V105H172ZM178 104H180V105H178ZM193 104V105H192ZM195 104V105H194ZM202 104V105H201ZM227 105V107H226V105ZM243 104H244V106H246V107H244L243 106ZM261 102H259V106H261ZM152 105V104H151ZM161 105V106H160ZM177 105H178V108H177ZM101 106V105H100ZM129 106V105H128ZM179 106L181 107V108H179ZM205 106V107H204ZM229 106V107H228ZM238 106L240 107V110H238L239 108H238ZM10 107V106H9ZM189 107V108H188ZM200 107H202L201 109H199ZM204 107V108H203ZM208 107H210L209 109H208ZM217 107V108H216ZM222 107V108H221ZM230 107H232V109L230 108ZM243 107V108H242ZM24 108V109H23ZM108 108V107H107ZM196 108V109H195ZM206 108V110L208 109V111H204V109ZM212 108V110L210 111V109ZM227 108V109H226ZM238 108V109H237ZM244 108L246 109V110H244ZM1 109V108H0ZM109 109V108H108ZM171 109V110H170ZM195 109V110H194ZM197 109H199V111L201 112V110L203 109V111H204V113H203V111H202V113L200 114L199 113V111L197 110ZM231 110L232 112H235L234 113V116L232 115L233 113L232 112H227V111H229V110ZM236 109L238 110L237 112H236ZM243 109V110H242ZM142 110V111H141ZM168 110V111H167ZM179 110V111H178ZM182 110V111H181ZM184 110V111H183ZM260 110V109H259ZM259 110H257V112L256 113H260V114H262L263 112H264V109H262V110H260V112H258ZM72 111V110H71ZM70 111V112H71ZM129 111V110H128ZM127 111V112H128ZM130 111H132V110H130ZM138 111V112H137ZM166 111V112H165ZM171 111V112H170ZM176 111V112H175ZM177 111L179 112V113H177ZM189 111V112H188ZM253 111H255L254 109H253ZM263 111V112H262ZM121 112V111H120ZM120 112H119V114H120ZM143 112V113H142ZM148 112V113H147ZM150 112V113H149ZM169 112L170 113H172V114H169ZM183 112H185V113H183ZM104 113H105V115H104ZM123 113V114H122ZM139 113V114H138ZM140 113H141V115L143 114H145L144 116H141L140 115ZM227 113V114H226ZM246 113V114H245ZM45 114V113H44ZM81 114V115H80ZM121 114L124 116V115H126V112L124 113V111L122 110V112H121ZM211 114V115H210ZM264 114V113H263ZM76 115V117H78ZM172 115V116H173ZM182 115V116H181ZM221 115H223V116H221ZM215 116V117H214ZM218 116H220L219 118H218ZM86 117H88V118H86ZM141 117V118H140ZM207 117V118H206ZM233 117V118H232ZM75 118V117H74ZM229 118H230V120H229ZM232 118V119H231ZM73 119V118H72ZM102 119V120H101ZM104 119V120H103ZM110 119V118H109ZM166 119V120H165ZM210 119V120H209ZM62 121V120H65V119H61V118H58V119H56V121H57V123L59 124V123H63V122H59V121ZM118 120V121H117ZM168 120L169 121H171V122H168ZM52 121H54V123H56L55 122V120L54 119H51V121L50 122H52ZM143 121V122H142ZM165 121V122H164ZM179 121V120H178ZM227 121V122H226ZM49 122V119H48V124L49 125H52V124H54L53 122L52 123H50ZM79 122V121H78ZM118 122V123H119ZM133 122V123H132ZM135 122V123H134ZM137 122V123H136ZM158 123V125H157V123ZM167 122V123H166ZM209 122H210V124H209ZM80 123V122H79ZM140 123V124H139ZM144 123V124H143ZM156 124V125H155ZM160 124V125H159ZM163 124V125H162ZM196 124V125H195ZM118 125H120V124H118ZM139 125V126H138ZM146 125V126H145ZM202 125V126H201ZM89 126H91V125H89ZM89 126H88V128H86V129H89ZM91 126V127H92ZM98 126H99V128L101 129L100 130V133H102V134H100L99 133V130H98V132H96V128H98ZM105 129H103L102 127ZM135 126V127H134ZM206 128H205V127ZM134 127V128H133ZM138 127V128H137ZM147 127H149V126H147ZM156 127H158V129L156 128ZM177 127H179V125H177ZM176 127V132H178L179 130H180V127H179V129ZM197 127V128H196ZM201 127H202V129H201ZM130 128V129H129ZM137 128V129H136ZM156 128V130H154ZM181 128H183V126L181 127ZM196 128V129H195ZM133 130L132 132H135V133H137V134H130V133H128V130ZM137 130V132H136V130ZM160 129V130H159ZM184 129H187L186 127H184ZM198 129V130H197ZM217 129V130H216ZM103 130H104V132H103ZM127 130V131H126ZM180 130V131H181ZM237 130H238V132H237ZM91 131V130H90ZM89 131V132H90ZM126 131V132H125ZM151 131V132H150ZM154 131H156V132H154ZM157 131H159V133L157 132ZM229 131V130H228ZM246 131V130H245ZM89 132H84V134L85 135H88L89 134ZM131 132V131H130ZM155 133V136L156 137H154L153 136V133ZM160 132H161V137L163 138V139H161V137H160V139L161 140H159L158 138H159V136H160ZM197 132V133H196ZM203 132V133H202ZM207 133L208 135H205L204 133ZM212 132H214V133H212ZM237 132V133H236ZM247 132V131H246ZM88 133V134H87ZM104 133V134H103ZM127 133V134H126ZM147 133H150V135H151V133H152V135H151V137H150V135L149 134H147ZM158 133V135H156ZM199 133L200 134H204V136H202V135H199ZM259 133V132H258ZM177 134V133H176ZM198 134V135H197ZM215 134H219L220 136H217V135H215ZM100 135H102V137L100 136ZM148 135V136H147ZM188 135V136H187ZM153 136V137H152ZM193 136H195V137H193ZM200 136V137H199ZM206 136H207V138H206ZM77 137V136H76ZM75 137V138H76ZM82 136H80L79 138H81ZM117 137V138H116ZM188 137H190V138H188ZM197 137V138H196ZM78 138V139H79ZM125 138H127V136L125 137ZM124 138V139H125ZM129 138V137H128ZM143 138V137H142ZM156 138V139H155ZM203 138L205 139V141H203V142H201L202 140H203ZM112 139V140H113ZM117 139H118V141H117ZM136 139H138V140H136ZM166 139V138H165ZM190 139V140H189ZM86 140H88V139H86ZM98 140V141H99ZM140 140V141H139ZM143 140V141H142ZM218 140H220V141H218ZM224 140H226V141H224ZM74 141H78V140H74ZM139 141V142H138ZM154 141H157L158 143L160 142V144H158L157 142L155 143V144H158V145H160V146H158V145H155V146H153L154 145ZM163 141V142H162ZM181 143H180V142ZM45 142H48V140L47 139H45ZM81 142V141H80ZM133 142V143H132ZM137 144H136V143ZM143 143V144H141V143ZM177 142V143H176ZM186 142V143H185ZM92 143V142H91ZM91 143H89V144H91ZM126 143H128V141H126ZM131 143V144H130ZM139 143V144H138ZM146 143V145L145 146H148L149 144H152V145H150V148H148V147H146V148H148V149H146L145 148V146H144V144ZM204 145H203V144ZM259 143H263V142H259ZM89 144H87V145H89ZM113 144V145H112ZM133 144V145H132ZM162 144H164L163 145V147H161L162 146ZM176 144H178L177 146H176ZM131 145V146H130ZM134 145H136L134 148H136L138 145H140L138 148H140L141 147V145L142 146H144L143 148H141V149H138V148H136L135 150H133L134 148L132 147V146H134ZM183 147H182V146ZM208 145V144H207ZM214 145V144H213ZM46 148H49V149H52L51 148V146H49L48 144H46V145H44ZM48 146V147H47ZM112 146V147H111ZM114 146H115V149L116 150H114L113 151V149H114ZM117 146V147H116ZM123 146V147H122ZM156 146L158 147V148H160V149H158V150H156L154 153H152V151H154L155 149H156ZM179 146V147H178ZM212 146V145H211ZM224 146H226V147H224ZM256 146V145H255ZM255 146H253L254 148H255ZM264 146V145H263ZM96 147L98 148V145H96ZM118 147H121L123 150H121L120 148H118ZM129 147L132 149V151H131V149H129ZM170 147V148H169ZM209 146H207V148H208ZM215 147H213V148H215ZM128 148V149H127ZM151 148H153V149H151ZM205 148H206V146H205ZM70 149H73L72 148V146H71V148ZM125 150H127V151H125ZM73 151V150H72ZM70 152V154L69 155H71V156H69L68 158H70V157H74V155H75V151L74 152ZM113 151V152H112ZM122 151H123V153H124V155H123V153H122ZM125 151V152H124ZM129 151V152H128ZM217 151V150H216ZM127 152V153H126ZM215 153V150L214 149H212V150H210V151H208V152H203V153H199V154H197V155H194V156H191V154H188V152H186V154H179L180 156H178V154L177 155H175L176 156V160H175V157H174V159H172L171 161V166L172 165H176V167H177V170H176V174L175 173H171L170 174V176H172V174H173V176L175 177V176H180V178L183 176V177H185V175L186 176H192V174L193 175H195V173L197 174L198 172H200L201 171V169L205 166V165H207L208 164V160H210L211 158H212V155ZM114 154V155H113ZM116 154H120L121 156H123L124 158H122L120 155H117V158L118 157H120L119 159H117L116 157H115V155ZM138 154V155H137ZM160 154V155H159ZM216 154V153H215ZM238 154V153H237ZM73 155V156H72ZM126 155H128V156H130V157H127ZM159 155V156H158ZM107 156V157H106ZM126 156V157H125ZM135 156V157H134ZM148 156H152L151 158L150 157H148ZM113 157V158H112ZM131 157H134V158H131ZM137 157V158H136ZM182 157V158H181ZM200 157V158H199ZM103 158V159H104ZM126 158V159H125ZM135 158H136V161H135ZM147 158V159H146ZM162 160H161V159ZM94 159V160H93ZM110 159V160H109ZM114 159H117L118 161H119V163H118V161H117V164H115L116 163V160H114ZM133 159H134V162H133ZM139 159V160H138ZM96 160V157H92V159H90L89 161H95ZM106 160H107V162L110 164H108L107 162H106ZM144 160V161H145ZM180 162H179V161ZM123 162V164H122V162ZM174 161V162H173ZM178 161V162H177ZM97 162V161H96ZM96 162H95V164H96ZM121 162V163H120ZM138 162V166L136 165V163ZM162 163V166L161 165H159V163ZM205 162H207L206 164H204ZM28 162L26 161V162H19V161H16L14 164L15 165H21V164H24V165H26ZM102 163L104 164V165H102ZM107 165H106V164ZM111 163L112 164H114V165H111ZM168 163V162H167ZM94 164V165H95ZM152 164V165H151ZM158 164V165H157ZM100 165H101V167H100ZM106 165V166H105ZM134 165V166H133ZM136 165V166H135ZM151 165V166H150ZM107 166H108V168H110V170L107 168ZM111 166V167H110ZM112 166L114 167V168H112ZM101 169H100V168ZM103 167V168H102ZM31 168V167H30ZM240 168V170H239V173L241 174V175H244V176H246V175H249V176H251V175H256V176H260V177H262L263 175H264V147H261V146H256V148H255V151H254V153H252L250 156H249V159H248V161H246V164H244L243 166H240L239 167ZM101 172V174H99L100 172L98 171V170ZM105 171H104V170ZM111 169H113V170H111ZM185 169V170H184ZM198 169V170H197ZM102 170V171H101ZM109 170V171H108ZM132 170V169H131ZM183 170H184V172L185 171H188V173L187 172H185L186 174L185 175H183L182 173H183ZM193 170V171H192ZM3 171V170H2ZM94 171V172H93ZM95 171H96V173H95ZM107 171V172H106ZM178 171L180 172V173H178ZM196 171V172H195ZM150 172H152V173H150ZM95 175H94V174ZM254 173V174H253ZM97 174H98V176H97ZM128 174V173H127ZM175 174V175H174ZM180 174H182V176L180 175ZM190 174V175H189ZM149 175V176H150ZM2 176V177H1ZM100 176V177H99ZM116 176H118L117 174H116ZM92 177V178H91ZM102 177H104V178H102ZM6 178H7V180H6ZM107 178V177H106ZM177 178V177H176ZM179 178V177H178ZM100 180V181H96V180ZM8 180H11V182H8ZM17 182V183H19V186H16V185H18V184H16L15 186L13 185H11V184H14V183H16L15 181ZM12 181H14L13 183H12ZM19 181V182H18ZM21 181H23V182H21ZM32 181V180H31ZM93 181V182H92ZM95 181L97 182V183H95ZM2 182H4V183H2ZM20 183H21V185H20ZM91 183V184H90ZM95 183V184H94ZM7 184H10V186L12 187V188H10V187H8L9 185H7ZM84 184V185H83ZM4 185V186H3ZM6 185V186H5ZM24 185V186H23ZM31 185V184H30ZM42 186V185H44V186H42V188L40 187V186ZM23 186L24 187V189H23V187L21 188V187ZM34 186V187H33ZM36 186V187H35ZM88 186V187H87ZM91 186L93 187V188H91ZM124 186V187H123ZM125 186H126V184L124 185H122V187H123V189H121V191L120 192H122L123 191V193H124V191L126 192V191H130L131 190V188L129 189L127 186H126V189L124 190V188H125ZM139 185H137L136 187H134V190H135V192H133L132 190L130 191V192H132V196H133V194H134V196H138L139 197V195L142 193L141 191H142V187H138ZM170 186V188H172L171 186L172 185H169ZM3 187H4V189H3ZM14 187H15V189H14ZM19 187V188H18ZM38 187H39V189H38ZM44 187V188H43ZM79 187V188H78ZM84 187H86L87 189H84ZM122 187H118V189H120V188H122ZM160 187V186H159ZM263 188H264V186H262ZM16 188H18L19 190H21L20 192H19V190L18 189H16ZM26 188V189H25ZM35 188L37 189V190H35ZM137 188V189H136ZM167 188H169V187H167ZM173 188H174V185H173ZM2 189V190H1ZM6 189V190H5ZM12 189V190H11ZM52 189V190H51ZM74 189V190H73ZM115 190V195H113V197L115 196L116 197V194H118L119 192V190ZM139 189V190H138ZM160 189V188H159ZM17 190V191H16ZM24 190V191H23ZM32 190H34V192H32ZM45 190V191H44ZM58 190V191H57ZM60 190V191H59ZM97 190V191H96ZM137 190V191H136ZM37 191V192H36ZM55 192V196H53V197H51L49 200H45V199H41L40 197H42V195L44 196V195H48V194H54V192ZM72 191H74L75 192V194H76V196H74V200H72L73 198H71V199H67L68 200V202L71 200V202H69V204L73 207V208H76V209H73L69 204H67L68 202L66 201V199L65 198H63V195H64V197H66V196H68L69 194H71L72 193ZM83 191V192H82ZM3 192H5V194L3 193ZM11 193V194H8V193ZM16 194V195H14L13 196V194L14 193ZM44 192H45V194H44ZM60 192L61 193H63V194H60ZM67 192V193H66ZM117 192V193H116ZM127 192V193H128ZM137 192H138V194H137ZM21 193V194H20ZM39 193V194H38ZM60 195H59V194ZM17 194H18V197H17ZM65 194H66V196H65ZM12 197H11V196ZM24 197H23V196ZM28 195V196H27ZM56 195H58V197L56 196ZM4 196V197H3ZM24 198H22V197ZM3 197V198H2ZM57 197V198H56ZM12 198H14L13 199V201H12ZM17 199H18V201H17ZM27 201H26V200ZM134 199V198H133ZM6 200V201H5ZM10 200H11V202H10ZM28 203H26L25 201ZM37 200H41L40 202L39 201H37ZM109 200V201H108ZM106 199L104 202H109L110 203V201H114L115 199L114 198H110V199ZM136 199H134V201H135ZM145 200V199H144ZM24 201V202H23ZM29 201H32V202H34L33 204L34 205H37V203H41V204H38L39 206H42L41 207V209H40V207H39V211H38V208H37V211L35 212L34 211V214H31V212H29V211H31L32 210V208H31V206L33 207L34 205H32V203L31 204H29ZM45 201H46V203H45ZM66 201V202H65ZM6 202V203H5ZM8 202V203H7ZM45 204H44V203ZM60 202V203H59ZM64 202V203H63ZM74 202V203H73ZM20 203H22V204H20ZM47 203H49L48 205H47ZM61 203H63L62 205V207H60L59 206V204L61 205ZM67 204V207L65 206L66 204ZM4 204H6L5 206H4ZM13 204V205H12ZM16 204V205H15ZM19 205V206H18ZM44 205V206H43ZM45 205H47L46 206V208H45ZM68 205H69V208H68ZM73 205H75V206H73ZM76 205H78V206H76ZM81 207H80V206ZM15 206V207H14ZM18 206V207H17ZM23 206V207H22ZM30 206V207H29ZM53 206V207H52ZM3 207H5V208H3ZM21 207V208H20ZM49 207H51V208H49ZM55 207V208H54ZM24 208V209H23ZM27 208L29 209L28 211H27ZM45 208V209H44ZM54 208V209H53ZM64 208V209H63ZM65 208L68 210V211H71L70 213H68L67 211H66V214H70V215H66L65 214ZM80 208V209H79ZM4 211H3V210ZM8 210L7 212H6V210ZM15 209V210H14ZM17 209V210H16ZM46 209H49L48 211H46ZM69 209H71V210H69ZM78 209V210H77ZM22 210H24V211H22ZM45 210V211H44ZM55 210V212H53ZM58 210V211H57ZM60 210H62V212L60 211ZM73 210V211H72ZM81 210V211H80ZM84 210H85V208H84ZM2 211H3V213L5 212V214H3L2 213ZM26 211V212H25ZM43 211L45 212V214L43 213ZM57 211V212H56ZM74 211H78V212H74ZM80 211V212H79ZM9 212V213H8ZM18 212V213H17ZM46 212L48 213V214H46ZM58 213L56 216H55V214H51L52 216H49V217H46V216H44V215H50L49 213ZM32 213H33V210H32ZM41 213V214H40ZM76 213V214H75ZM1 214H2V216H1ZM16 214V215H15ZM28 214H30V215H28ZM37 215V214H39V215H42V219L44 220V221H46L47 222V220H48V218H49V224L47 223L46 224V222H44L42 219V222H41V220H40V218H41V216H39V215H37L36 217H38L39 216V219H36V217H34L33 215ZM73 214H75L74 216H73ZM6 215V216H5ZM7 215H9V216H7ZM31 215H32V217H31ZM65 217H64V216ZM5 216V217H4ZM13 216H17V217H13ZM30 216V217H29ZM58 216V217H57ZM60 216V217H59ZM19 217H20V219H19ZM22 217V218H21ZM27 217H29L28 219H27ZM34 217V218H33ZM55 217V218H54ZM64 217V218H63ZM3 218V219H2ZM6 218H8V219H6ZM19 219V220H13V219ZM54 218V219H53ZM56 218H57V220H56ZM58 218H60L59 220H58ZM74 218V219H73ZM24 219H26V220H24ZM50 219H52V220H50ZM70 219H72V220H70ZM7 220V221H6ZM10 220V221H9ZM35 220L37 221V223H35ZM62 220V221H61ZM68 221L67 223H66V221ZM13 221V222H12ZM16 221V222H15ZM18 221V222H17ZM56 221V222H55ZM58 221H61V223L60 222H58ZM25 224H24V223ZM30 222L33 224V228H32V225L30 224ZM41 223V224H39V223ZM58 222V223H57ZM12 223H14L13 225H11ZM36 224V225H35ZM38 224V225H37ZM44 224V225H43ZM15 225V229H17L19 226H21L20 228H18V229H21V230H19L18 231V229L17 230H15L14 228H13V226ZM19 225V226H18ZM24 225V226H23ZM31 225V226H30ZM43 225V227H41ZM55 225V229H56V231H57V229L59 228V225H57L56 226ZM12 226V227H11ZM16 226H18V227H16ZM35 226V227H34ZM38 226H39V228L41 227V229L39 230L38 229ZM45 226H48L46 229H47V231L45 232L44 231V228H45ZM60 226V227H61ZM11 227V228H10ZM30 227H31V230H33V231H31V230H29L30 229ZM8 228H10L9 229V231H8ZM29 228V229H28ZM35 228H37V229H35ZM4 229H5V231H4ZM7 229V230H6ZM34 229L35 230H37V231H35L34 232ZM43 229V230H42ZM53 229V228H52ZM51 229V230H52ZM2 230L4 231V232H2ZM12 230H13V232H12ZM39 230V231H38ZM41 230L43 231V232H41ZM50 230V231H51ZM11 231V232H10ZM49 231V232H50ZM2 232V233H1ZM6 232L7 233H9V234H6ZM32 233V234H33ZM107 234H108V232H107ZM0 235V236H1ZM96 235H97V237H96ZM90 236H92V238L90 237ZM89 237V239H91V240H89L88 239V237L86 238V241L87 240H89L87 243H85L86 241H85V238H81V240L79 239V240H75V241H73V242H70V241H68L69 243H74V244H76L75 246H73V248L78 252V251H80V253L78 252V254L80 255H77L76 253V251L74 250L73 252H70V251H68L67 250V247H65L64 249H63V251L65 252V251H67V253L65 252H61V253H59V254H62V255H59V257L60 258H63L62 256H65L64 257V259H66V255L68 256V254L70 255V254H73L72 256V258H70L71 257V255H70V260L68 261L69 262V264H72V260H75L74 261V263L76 262V260L78 259L77 257L79 256V257H81V253H83L84 254V250L83 249H85V248H90V249H92V247H93V249L94 248H96L95 246H98V244L100 243H98V242H96V238H98L99 236H102V235H98V234H91ZM5 237V236H4ZM94 237H96L95 239H93ZM102 241L104 240V238H100ZM82 240H84L83 242H82ZM94 240V241H93ZM100 240V241H101ZM81 241V242H80ZM99 241V240H98ZM68 242H66L67 244H68ZM94 242V244H92V245H90L89 243H93ZM83 245H85L86 246V244H87V246H89V247H85V246H82V244ZM85 243V244H84ZM97 245H96V244ZM78 244V245H77ZM89 244V245H88ZM73 245V244H72ZM95 245V246H94ZM69 247H71L72 248V246H70V245H68ZM77 246H80V248L79 247H77ZM1 247V246H0ZM81 247H83V248H81ZM72 248V249H73ZM77 248L79 249V250H77ZM68 249H70V248H68ZM83 250V251H82ZM0 251H1V249H0ZM87 252H89L88 251V249L86 250ZM69 252V253H68ZM76 252V253H75ZM86 252V253H87ZM42 254V252L40 253V255ZM76 254V255H75ZM38 255V254H37ZM77 256V257H76ZM139 256V255H138ZM136 256V257H134L135 258V260L133 259V258H131V259H127V260H125V262L123 261V262H120V264L121 263H123V264H154L153 263V261L152 260H149V257H146V259L145 258H142L141 256ZM74 258V259H73ZM77 258V259H76ZM72 259V260H71ZM23 260V258H21V259H19L18 261H16V262H14L15 264H20V263H22L21 261ZM67 260V259H66ZM70 261H71V263H70ZM258 262V264H264V259H259V260H257ZM260 262V263H259ZM14 263H12V264H14ZM73 263V264H74ZM250 263V262H249ZM230 264V263H229ZM232 264H248V261L247 262H238V261H236L235 263L233 262ZM251 264V263H250Z\"/></svg>",
    "mask_w": 264,
    "mask_h": 264
}]
</instances>
